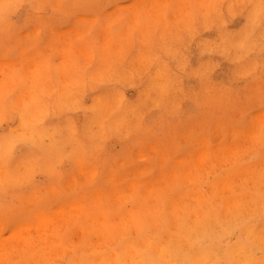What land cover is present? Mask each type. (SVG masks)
Instances as JSON below:
<instances>
[{"label":"rangeland","instance_id":"374dc122","mask_svg":"<svg viewBox=\"0 0 264 264\" xmlns=\"http://www.w3.org/2000/svg\"><path fill=\"white\" fill-rule=\"evenodd\" d=\"M3 1H4V4L6 2L7 3L5 5H3L2 4ZM3 1L0 0V18H1L0 19V28L1 29L5 28V30L0 29V61H1L0 62V68H1V70H0V75H1V77H0V79H1L0 80V157H1L0 158V167H2L4 170L5 169H7V170H5L3 177H0V229H1V227H3L1 230L2 233L0 232L1 233L0 239L4 238L3 240H7V239L9 240L12 237L14 230L18 229L22 224H24V222L25 223L29 222L31 224V222L34 221L33 219H35V217H33V216H35V214L38 212H47L48 211L47 213L50 214L51 212L59 209L60 207H66V208H67V206L69 207V205L73 202L72 200H74V202L77 201V203L79 202V204H80L85 200V198H86V201H84L81 205L85 206V204H87V203H88V205L85 206V209H86V211L84 213L85 215L84 214L77 215V217H76L74 214L75 212H73V216H72V212H70V215L66 214L67 215V218L65 217L66 219L64 217H62V218H64V219H62L59 217L57 218L55 216H52L53 218H55L53 220L54 222L57 219L58 220L62 219V221L59 220V222H61L59 224L57 223L58 221L55 222V224H57L56 226L54 225L56 228L53 226L51 228V224L54 223L53 221H52V223H50V225L48 224V228L50 227L51 230H53L55 228V230H53L55 233L53 231H52L53 232L52 233L51 230L49 231V229L46 227L47 224H45V227H46L45 231H41L43 233L38 232V230H36V229H34V231H32V229H27V230H23V231L19 232L20 236H29V244L28 243L27 244L26 243L25 244L19 243V245H20L19 249H18V247H16L17 245L16 246L14 245L13 247L10 246V249H8L9 248L8 247L7 249L9 251L8 250L6 251V253L8 252L6 255H5L4 251L1 253V256H0L1 262L3 264H40V263L41 264L42 263L43 264H60L61 261L63 262V264H84V263H86V264H117V263H119V264H130L129 262H131V264L132 263L133 264H143V263L147 264L148 262H145L144 261L145 258L143 257V255L147 254V255H145V257H146V260L149 261V264H153V263L154 264H170V263L171 264H193V262L196 258H199L200 260L197 259L196 260L197 263L195 262L194 264H199V262H201V258L204 259V260L202 259V261H204L206 264L208 262L210 264H212V263L213 264H222L223 262H225L223 264H235V263L238 264V261L236 262L238 254L235 253L232 255V252L233 253L235 252L234 249L236 248L237 245L238 246L243 245L244 247L252 250V253H251L250 250L248 249L249 250V252L247 254L248 256H245V258H247L246 259L247 261L245 260L247 263H249V264H264V259H263L264 258V248H259L258 245H252L253 240L252 241L250 240L252 238L251 234H253V233H259L262 236H264V223H263L264 222V219H263L264 218V201H262V199H264V188L262 187L264 184V181H263L264 180V177H263L264 176L263 175L264 174V170H263L264 169V166H263L264 165V163H263L264 162V97H263L264 96V92H263L264 91V36H263L264 35V0H261L262 2H260L258 0H250V1L249 0H191V1L190 0L189 1L188 0H175V1L171 0L170 2H169V0H167L166 2H165V0H163V1L162 0H8V1L3 0ZM172 1L174 3H172ZM158 2H160V3H158ZM147 3H148V5H147ZM151 3H152V5H151ZM187 3H188V5H187ZM7 4L9 6H7ZM141 4H142V6H141ZM144 4L146 5V7H144ZM164 4H165V6H164ZM169 4H170V6H168ZM183 5H184V7H183ZM12 6H13V8H12ZM49 6H51V7H49ZM148 7H150V9ZM202 8L205 9V11ZM35 9L37 11H35ZM39 9H40V11H38ZM159 10L162 13L158 12ZM217 10H218V12H217ZM3 11H4V13H3ZM7 12H9V13H7ZM204 12H206V13H204ZM221 12L223 14H221ZM224 13H225V15H224ZM103 14H105V15H103ZM144 14H146V15H144ZM36 15H38L40 17H37ZM183 15H184V17H183ZM189 15H191V17ZM245 16H247V17H245ZM145 17H147V18H145ZM176 17H178L177 19H180L181 21L177 20ZM251 17H255V18L257 17V18L255 20V18H251ZM143 19H145V20L143 21ZM174 19L176 22L174 21ZM170 20H172V21H170ZM190 20L191 21L194 20V21H192L190 23ZM39 21H40V23H39ZM168 21H169V23H168ZM95 22H97V23H95ZM160 22H161V24H160ZM165 22H166V24L164 25ZM10 23H11V25H9ZM176 23H177V25H176ZM2 24H4V25H2ZM255 24H258V25H255ZM105 25H106V27H105ZM4 26H6V27H4ZM7 26H9V28ZM103 26H104V28H103ZM194 26L197 28H195ZM153 27H155V28H153ZM182 27H184V28H182ZM207 27H209L210 29ZM6 28H8V29H6ZM133 28H135L136 30L135 29L133 30ZM165 29H166V32H164ZM207 29H209V30H207ZM88 31H90L89 34L87 33ZM151 33L154 36L156 34V36L154 37ZM251 33H254V34H251ZM33 35H35V36H33ZM99 37H101V38H99ZM18 39H19V42H18ZM32 39L34 41H32ZM41 39H42V41H41ZM68 39L70 42L68 41ZM72 39H73V41H72ZM165 40H166V42H164ZM249 40H251V41H249ZM34 42H36L37 45ZM176 42H178V43H176ZM188 42H189V44H188ZM15 43L18 44V46ZM149 44H151V45H149ZM3 45H5V46L3 47ZM31 45H33V48L30 47ZM90 45H91V47H90ZM13 46L16 48H14ZM150 46H152V47H150ZM66 47H68V48H66ZM69 48H70V50L71 49L74 50V53L72 50L70 53V51L68 50ZM8 49H10L11 52ZM16 49H17V51H16ZM64 49H66V50H64ZM90 49H91V51H90ZM210 49H212V50H210ZM138 50H141V51L139 52ZM5 51H6V53H4ZM257 51H259V52H257ZM41 52H42V54H41ZM210 52L212 55L210 54ZM217 52H220V53H217ZM221 52H223V53L225 52L226 54L225 53L223 54ZM10 53L12 55H9ZM16 53H17V55H16ZM65 53H68V54H65ZM93 53H94V56H93ZM140 53H142L143 55ZM70 54L74 57L76 56L75 57L76 60ZM95 54H96V59H95ZM245 54H246V58H245ZM87 55L88 56L90 55V57H91V59H89V61L87 59L90 57H88ZM200 56H202V57H200ZM121 58L124 61H122ZM236 58H238V59H236ZM70 60L73 63L71 65L69 64V63H71ZM142 60H144V61H142ZM85 61H87V62H85ZM90 61H91V64H90ZM146 61H148V62H146ZM164 61H166V62H164ZM88 62L90 65L87 64ZM254 62H255V64H254ZM24 63L28 67L25 68L26 65L24 66ZM142 63H144V66L146 64L145 68H144V66L142 67V65H143ZM247 63H248V65H247ZM18 64L20 65L19 67H18ZM15 65H17V66H15ZM59 65H61L62 68L64 66H66L64 68H66V71H68V72H66L65 69L64 70L61 69V67ZM67 65H69L70 67L69 66L67 67ZM166 65H169V66H166ZM218 65L220 66V68ZM236 65L238 67H236ZM243 65L245 67H243ZM58 66L60 67L61 71H65V73L58 71V70H60ZM164 66H166V67H164ZM15 67H17V68H15ZM141 67H142V69H141ZM179 67H180V69H179ZM69 68H70V70H69ZM17 69H18V71H17ZM47 69H49V70H47ZM83 69H84V71H83ZM254 69L256 71H254ZM242 70H245V71H242ZM13 71H16V73ZM100 71H102V72H100ZM125 71H128L129 73L125 72ZM19 72L22 74H19ZM240 73H242V74H240ZM25 74H27V76H24ZM66 74L69 76H67ZM90 74H92V75H90ZM130 74H131V77H130ZM237 74L239 76H237ZM16 75H17L18 79L16 78ZM135 75L137 77L139 76L138 79ZM6 76H8V77H6ZM66 76L69 78H67ZM4 77H6V78H4ZM63 77H64V79H65V77L67 78V80L69 79L70 82H69V80L65 81L66 79L62 80L61 78H63ZM70 77H71V79H70ZM92 77H94V78H92ZM126 77H127V79H126ZM140 77H142L143 79H141ZM2 78H3V80H7V81H3ZM9 78L13 80V83H12V80L10 81ZM30 78H33L34 80H32ZM116 78H117V82H116ZM121 78H123L125 80H123ZM76 79H78V80L75 81ZM85 79H87V80H85ZM89 79H90V81H89ZM92 79H96L99 82H96V80H92ZM119 79H121L120 82H119ZM204 79H206V80H204ZM18 80H20V81H18ZM24 80L25 81L27 80L26 82H27L28 86H27L26 82H24ZM104 80H105V82H104ZM114 80H115V82H113ZM168 80H169V82H168ZM32 81H34V83ZM63 81H65L66 83L68 82L70 85H68V83L65 84V82H63ZM139 81H141V82H139ZM60 83H63V86L65 88L63 86H61L62 84H60ZM59 84H60V87H59ZM72 84H74V85H72ZM132 84H133V86H132ZM256 84H258V85H256ZM69 86H73V87H69ZM128 86H130V87H128ZM54 87H56V89H55V91L52 92V90H54ZM68 88H69V90H68ZM26 89L29 91L27 92ZM162 89H163V91H162ZM257 89H259V90H257ZM117 90H118V93H117ZM66 91H67V93H66ZM83 91H84V93H83ZM259 91H260V94H259ZM60 92L63 93V97H62V95H60L61 94ZM71 92H73V93L71 94ZM119 92L120 93L122 92L121 93L122 95ZM251 92H254V93H251ZM256 92H257V94H255ZM94 93H96V94H94ZM142 93H144V94H142ZM40 94H42V95H40ZM118 94H120V95L118 96ZM12 95H13V97H12ZM69 95H70V97H72V100L70 99ZM79 95H81V97ZM123 95H125V96H123ZM162 95H166V96H162ZM251 95H253V96H251ZM6 96H7V98H6ZM92 96H94V97H92ZM96 96H98V97H96ZM99 96H100V98H99ZM132 96H134V97H132ZM255 96H257V97H255ZM58 97L60 100L58 99ZM115 97H120V98L116 99ZM124 97H126V98H124ZM162 97H163V99H162ZM49 98L51 100H49ZM52 98H55V100ZM8 99H9V102L11 104L8 102ZM16 99H18L19 101ZM97 100H98V102H97ZM120 100H121V102H120ZM156 100H157V102H156ZM17 101L20 104H21V101L24 103L26 102V103H25V105H23L24 103H22V105H23L22 106ZM29 101H31V103H27ZM52 101H54L55 104H53ZM57 101H58V103H57ZM60 101H61V104H60ZM70 101H72V102H70ZM253 101L255 104L252 103ZM118 102H120V103H118ZM232 102H234V103H232ZM260 102L263 103L262 104L263 106L261 105ZM6 103H7V106H5ZM143 103L145 106L143 105ZM28 104H29V106H26ZM35 104H37V105L39 104L37 107L41 108V109L39 110L35 106ZM64 104H65V107H64ZM66 104H67V106H66ZM202 104H203V106H201ZM42 105H43V107H41ZM45 105H47V106H45ZM97 105L100 108H97ZM101 105H103V106H101ZM116 105H120V106L118 107ZM140 105H141V107H140ZM231 105H234V106H231ZM58 106H59V108H58ZM110 106L113 108H110ZM151 106H153L154 109H153V107L151 108ZM227 106L229 109H227ZM5 107H6V109H5ZM66 107H67V109H66ZM72 107H74V108H72ZM134 107L139 108V109L137 110ZM33 108H36V109H33ZM44 108H47V109H44ZM101 108H102V110H101ZM259 108H260V110H257ZM28 109L30 110L32 115H29ZM64 109H65V111H64ZM97 109H99L100 111ZM133 109H134V111H133ZM32 110H33V113H32ZM36 110L40 113L36 112ZM60 110H61V112H59ZM107 110H108V112H107ZM109 110H110V112H109ZM179 110L181 112H179ZM213 110H214V112H213ZM233 110H235V111H233ZM41 111H43V112H41ZM97 111H99V112L97 113ZM104 111L106 114L104 113ZM176 111H177V113H176ZM210 111H211V113H210ZM221 111H223V112H221ZM250 111H252L253 113ZM35 112H36V115H35ZM111 112H114V113L111 114ZM131 112H133V113H131ZM219 112H220V114H218ZM10 113H13V115ZM47 113H49V114H47ZM134 113H135V116H132V115H134ZM42 114H44V115H42ZM54 114H55V116H54ZM94 114H96V115H94ZM20 115H21V117H20ZM105 115H106V117H105ZM243 115H244V117L242 119L241 116H243ZM31 116H33V118L35 117L36 119H33ZM47 116H48V118H47ZM66 116H68V117H66ZM95 116H96V118H95ZM141 116L142 117L144 116V119ZM211 116H213L212 119H211ZM154 117L157 119V121H155L156 119ZM29 118H30V120L32 119V121L26 122L29 120ZM99 118H102V119L99 120ZM106 118L108 119V121ZM124 118H125V121H123ZM206 118H207V120H206ZM232 118H233V120H232ZM24 119H26V121ZM93 119L95 122L93 121ZM111 119H113V120H111ZM115 119H117V120H115ZM121 119H123L122 122H124V124L121 123ZM213 119H214V121H213ZM238 119H239V121H238ZM249 119L251 121H249ZM257 119L259 120V122ZM39 120H41V121L39 122ZM70 120H71V122H70ZM168 120L169 121L171 120V121L168 122ZM242 120H243V124H242ZM34 121L37 124L34 123ZM117 121L119 124H117ZM220 121H222V122L220 123ZM256 122H258L259 124H257ZM20 123H21V126L23 125L26 128L23 127L24 128L23 129L20 126ZM33 123L36 125H34ZM43 123H45V124H43ZM111 123H112V125H111ZM125 123H127V125ZM102 124H104V126ZM221 124L222 125L224 124L225 126L224 125L223 126L226 129L224 127H221L222 126ZM115 125H117V126H115ZM136 125L138 126L137 129L135 128V127H137ZM126 126L129 128H127ZM217 126L218 127L220 126L221 128L219 127V129L216 130L214 127L218 128ZM20 127H21V129H20ZM61 127H63V128H61ZM66 127H67V129H66ZM101 127H102V129H104L103 131L100 130ZM255 127L257 128V130H255ZM11 128H13V129H11ZM14 128H17L18 131L16 132V129L14 130ZM139 128H141V129H139ZM96 129H99V130H96ZM123 129H124V131H123ZM125 129L127 132L125 131ZM175 129H176V131H175ZM258 129H259V131H258ZM51 130H52V132H50ZM150 130L152 132H150ZM238 130H240L241 133ZM33 131L36 132V133L34 132L35 136L33 135ZM53 131H54V133H53ZM173 131H174V134H171V132L173 133ZM196 131H198V132H196ZM252 131H255V132L253 133ZM43 132H45V133H43ZM47 132H48V134H46ZM94 132H95V134H94ZM128 132H129V135H128ZM135 132H137V133H135ZM191 132H193V133L191 134ZM26 133H28V134L26 135ZM217 133H218V135H217ZM220 133H222V134L220 135ZM58 134H60V135H58ZM232 134L234 137L232 136ZM237 134L238 135L240 134V135L238 136ZM246 134H249V137L245 136ZM36 135L37 136L40 135V136L37 138ZM146 135H147V138H146ZM204 135H206V136H204ZM251 135H253V137ZM62 137H64V138L61 140L60 138H62ZM167 137H169V138H167ZM218 137H219V139H218ZM247 137L251 140V142H254L255 146L252 145L253 143L250 144L251 142L249 139H247ZM42 138H43V140H41ZM124 138L127 139L126 140L127 142L125 141ZM50 139H52V140L50 141ZM122 139L124 140V142ZM160 139H161V141H160ZM183 139H184V142H183ZM187 139H188L189 143H188V141L185 142V140H187ZM246 139L249 141L247 142ZM158 140H159V142H158ZM143 142L145 143V145H143L144 144ZM174 142H175V144H174ZM244 142H247V144L245 143L246 144L245 145ZM2 143H3V145H2ZM214 143H216V145H214ZM135 144H137L138 146ZM159 144L161 147L158 146ZM241 144H242V146L245 145V147L244 146L243 147L248 148V149H244L241 146ZM248 144L252 145L253 147L252 146L250 147ZM164 145H166V146H164ZM235 145H236V148L241 146L240 148L241 149L243 148L244 150H241V149L239 150V148H237V149L235 148L236 149L235 150L234 149ZM207 146L209 148H206ZM194 147L195 148L197 147V149H195ZM137 148H139V150ZM163 148H165V149L163 150ZM160 149H162V150L160 151ZM230 149L232 150L231 151L233 153L232 155L231 154L228 155L229 154L228 151H230ZM104 150H105V152H104ZM152 150L155 152H152ZM208 150H210V151H208ZM216 150L218 153L215 152ZM245 150H246V152H245ZM248 150H251V151L249 152ZM122 151H125V154H127L128 158L127 157L123 158L126 155ZM164 151H165V153H163ZM243 151L245 152V154ZM136 152H138V154H136ZM261 152H262V154H261ZM139 153H141L140 159H137L138 158L137 155H139ZM236 153H237V156H236ZM120 154H121V156H120ZM163 154L166 157L168 156L169 159L167 160V158L165 159V157L159 158V157H161V155L163 156ZM201 154H203L202 157H201ZM26 155H27V157H26ZM211 155H212V157L213 156L214 157L212 158ZM227 155L229 156V159H228ZM261 155H262V157H261ZM96 156H98V158H96ZM141 156H142V158H141ZM148 156H150V159ZM34 157H35V159H34ZM37 157H39L41 159H39ZM115 157H117V158H115ZM197 157H199V158L201 157L202 160L201 159L197 160V159H199ZM178 158H179V161H178ZM26 159L27 160L29 159V160L27 161ZM99 159H100V161H99ZM164 159H165V161H164ZM23 160H24V162H21ZM45 160L49 161V162H46ZM187 160H189L188 161L189 163H187ZM212 160H215V161L213 162ZM220 160L222 163L220 162ZM11 161H13V162L11 163ZM44 161H45V163H47L45 165L47 167H45V168H44V164H45ZM91 161L92 162L94 161L95 164H93ZM167 161H168V163H167ZM229 161H231V162H229ZM28 162H29V164H28ZM104 162H107V163H104ZM120 162H122V163H120ZM192 162H195V163H192ZM3 163H4V165H3ZM15 163H16V165H15ZM19 163L20 164L22 163V165H20ZM39 163H41V164L37 165ZM218 163H219V165H218ZM26 164H27V166H26ZM145 164L148 166H143ZM161 164L163 167L160 166ZM237 164H239V165H237ZM241 164H242V166H241ZM261 164H262V166H261ZM18 165H20L21 168L24 166L23 169H21ZM121 165H124V166L121 167ZM105 166H107V167H105ZM165 166H167V167H165ZM168 166L169 167L171 166L169 168L170 170L168 169ZM85 167H86V170H85ZM102 167H104V168H102ZM150 167H151V169H150ZM237 167H239V169ZM253 167H255V169L257 170L256 176L253 175V173H255L254 171H256V170H254ZM105 168H106V171H104ZM145 168H146V170H145ZM17 169H18V171H16ZM82 169H84V170H82ZM142 169L145 171H143ZM252 169H253V172H252ZM70 170H73V171H70ZM76 170L78 173L76 172ZM110 170H111V172H110ZM115 170H117V171H115ZM160 170L162 173L159 172ZM80 171H82L83 173H81ZM100 171H101V173H100ZM137 171H140V172H138V174H137ZM142 171L145 173H143ZM182 171H183V173H182ZM185 172H186V174H184ZM258 172H260L261 174H259ZM87 174L90 176H88ZM127 174H129V175H127ZM180 174H181V177H180ZM183 174L185 175L186 179H185ZM246 174L247 175L252 174V175H249V177H248L249 180L251 179L252 176L254 177V178L252 177V180H250V181H252L251 183H250V181L248 182V178H246L247 177ZM77 175L79 176V178ZM126 175H127V177H125ZM141 175H142V177H141ZM165 175L167 176V179H166ZM171 175H172V177L170 179H172L173 176H175V177H174V179L169 180L168 177H170ZM73 176H74V180H76L75 182L73 180ZM82 176H84L85 178ZM176 176H178V177H176ZM221 176L222 177L224 176V177L222 178ZM261 176H262V178H261ZM81 177L83 179H80ZM131 177L134 179H132ZM241 177L242 178L245 177L246 179L245 178L240 179ZM122 178H124V179H122ZM125 178H126V181L128 179H130V180H128L126 182V181H124ZM139 178H140V180H139ZM176 178H178V179H176ZM68 179H70L71 181ZM230 179H231V181H230ZM72 180H73V182H72ZM151 180H152V182H151ZM122 181H124V183H122ZM149 181L152 184L148 185V183H150ZM157 182H160L161 185H160V183H158V185H156ZM221 182L223 184H221ZM224 182H225V184H227L228 187L231 186V183H232V186L235 187L234 193H232L233 188H230L228 191L227 186L224 184ZM113 183L114 184L118 183V187L116 189H115V186H117V185L115 184V186L113 187ZM120 183H122V185H120ZM135 183H137V186ZM233 183H235V184H233ZM248 183L252 189L249 187ZM65 184H67V185H65ZM133 184H135V185H133ZM236 184H237V186H235ZM257 184H259L258 185L259 187L257 186ZM260 184H261V186H260ZM119 185H120V188H119ZM155 185H156V187H155ZM253 185H255V187L256 186L257 187L255 188ZM46 186H48V187H46ZM51 186H52V188H51ZM134 186H136V187H134ZM110 187H111V189H110ZM125 187H126V191L131 189L130 191H128L129 194H126L128 198L130 197V199H128L127 197L124 198L125 197L124 194H122L120 197L118 196L120 199L118 197H116L115 195L125 192ZM132 187H133V189L135 188L134 189L135 192H131L133 190ZM220 187H222V188L224 187L227 190L224 188L222 189ZM260 187H262V188H260ZM98 188H99V190L95 191V189H98ZM100 188H102V189H100ZM141 188H143V189H141ZM153 188H154V191H153ZM186 188H187V190H186ZM191 188L195 190V192L197 193L196 195H194L195 192H194V190H191ZM237 188H238V190H237ZM254 188L255 189L258 188L257 191H255ZM67 189H68V191H67ZM108 189H110L112 192L110 190L107 191ZM145 189H148L147 191L150 194L148 192L146 193ZM92 190L94 191V193H96V194H94L96 196L93 195ZM117 190H119V192H116V194L111 195L114 193V191H117ZM121 190H123V191L121 192ZM189 190H191V191H189ZM239 190L240 191L242 190L241 193ZM187 191H188V193H186ZM128 192H125V193H128ZM253 192H254L255 196L252 197ZM2 193H3V196H1ZM97 193H98V195H97ZM131 193L134 194L135 198H133V196H131ZM246 193L249 195L251 194L250 195L251 199H250L249 195H247ZM142 194H143V196H142ZM148 194L150 195V197ZM100 195H103L102 197H104L105 200H104V198H103V200H101L100 198H102V197H98ZM151 195H152V197H151ZM182 195H183V198H182ZM192 195H193V199L190 198V196L192 197ZM219 195H221V196H219ZM11 196H12V198H11ZM114 196H115V198H118V199L114 198L116 205L118 203V201H116V200H119L118 204L120 205L121 204L120 201H122L121 199L124 198V201L122 202L120 207L115 206L114 205L115 202L110 200V199H113ZM93 197H95V198H93ZM153 197H154V199H153ZM179 197H180V200L177 201L176 198L178 199ZM236 197H238V198H236ZM255 197H256V199H255ZM96 198H97V200H96ZM138 198H141V199H138ZM181 198L184 199L183 200L184 202L182 201ZM189 198L191 201H189ZM245 198H247V199H245ZM93 199L96 201H98V199H100V200L97 202L98 204L96 203V205H95V204H93V202L95 203L96 201H94ZM146 200L148 201V203ZM167 200H169L170 204H172V203L175 204V205H173V204L171 205L172 209L167 208L170 206L169 202ZM230 200H231V202H230ZM101 201L104 203H102ZM149 201L154 205V208L151 207L152 204L149 203ZM173 201H175V202H173ZM233 201H234V203H236L235 206H234ZM99 202H101L102 204H100ZM137 202H139V204H137ZM144 202H146V203H144ZM178 202H179V204H178ZM257 202H258V204H257ZM67 203H70V204L68 205ZM107 203H108V205H106ZM143 203H144V206H141ZM225 203H227V204H225ZM242 203L243 204L245 203L244 204V206H246L245 208H244V206H242ZM58 204H60V205H58ZM259 204H260V206H258ZM7 205L9 206V208ZM138 205L141 206V208ZM94 206H97V207H94ZM98 206H101V207L99 208ZM108 206H110L111 208ZM114 206L117 210L114 208ZM240 206H242V207H240ZM131 207H134L133 209H135V210L131 209ZM137 207H139L140 211L139 210L136 211L138 209ZM149 207H150V209H149ZM155 207H156V209H155ZM174 207H175V209H174ZM233 207H234V210H233ZM238 207H239V210L237 209ZM89 208H91V210ZM145 208L146 209L148 208V211L150 213L148 211H146ZM96 209L98 210V212L100 214L96 212L97 211ZM108 210H109V212H108ZM173 210H176V211H173ZM240 210H243L245 214L243 213V211H240ZM69 211H67V212L69 213ZM115 211H117V212H115ZM133 211H134V213L135 212L137 213L136 216H134V217L132 216L133 218L136 219V221L139 220L136 218V217H138V214H139L138 212H140L142 215L141 217L139 215L140 221H143V219H144L142 224H140V227L142 228V230L138 226L139 221H138V223L135 222L137 226L135 225V223L131 224L133 219H132V221L129 220L130 223H127V222H129L128 218L131 216ZM143 211H145V212H143ZM107 212L109 214H107ZM147 212H148V214L146 215L145 213H147ZM156 212H157V214H156ZM158 212L160 214H158ZM170 212H171V215L173 213H174V215L171 216ZM188 212H191V213L189 214ZM196 212H198V213H196ZM251 213H252V215H251ZM111 214H113V216H111ZM123 214H124V216H122ZM104 215H105V223L107 222L106 225L104 223L103 224L101 223V220L103 219L102 216L104 217ZM108 215H109V218L107 217ZM148 215H149V217H147ZM189 215H191V216H189ZM125 216L126 217L128 216V217L126 218ZM150 216L154 217L155 220L152 219V217L150 218ZM73 217H75V218H73ZM88 217L89 218L92 217L93 219L91 218L89 221L87 219ZM96 217L98 218V220H96L97 219ZM132 217H130V218H132ZM172 217L174 218V219H172L173 221L171 220ZM189 217H191V218H189ZM122 218H126L127 222L123 221ZM149 218L151 221L154 220V222H152V225H151V221L149 220ZM256 218L258 220H256ZM109 219H110V221H109ZM116 219L119 221L118 223H117ZM126 219H124V220H126ZM260 219L262 220V222ZM158 220H160V222ZM97 221H98V223H101L103 226L105 225V227H107V226L109 227V225L112 221H114V222L116 221L117 225L119 226L118 227L119 229H116L117 227H115V229H114V227H113V229L116 230V234L118 233L117 234L118 236L114 233L116 235L115 236L116 239L114 238L115 240H117L116 243H115V240L112 238V237H114V235L113 236H112V234L109 235L110 233H108V231H107V229L111 228L110 232L111 233L114 232V230L112 229V226H111L112 224L110 225L109 228L108 227H107V229L105 228L106 231H105V229L103 231V229L100 230L102 226L97 224ZM108 221L110 223H108ZM158 222H159V224L157 225ZM248 222L250 225H252V223H253L254 226H250V225L248 226L247 225ZM80 223H82V226L84 225L82 227V229H80L81 227L79 228V226H81ZM123 223L127 226V228L126 227L125 228L128 230L129 233L127 231H125L126 229L120 231V229L124 228ZM129 224H131V227H129L130 226ZM146 224H149V225H146ZM98 225L100 226V228ZM117 225H115V226H117ZM133 225H135L134 227L136 228L137 231H133V229H132L133 232H130V230L128 228H132ZM245 225H247L248 227L246 228ZM63 226L65 227L64 229H63ZM144 226H146V227H144ZM228 226H230V228ZM260 226L263 229L260 228ZM68 227H70V228L68 229ZM87 227H88V230H87ZM155 227L158 230H156ZM84 228H85V230H83ZM165 228H167V229H165ZM171 228L173 229L174 232L171 231L172 230ZM244 228H246V229H244ZM43 229L44 228H42V230ZM96 229L100 230V232H97V234L95 231H98V230H96ZM152 229H154L153 231L155 232L156 235H154V232L152 231ZM232 229H233V231H231ZM12 230H13V232H11ZM29 230H31V231H29ZM24 231L26 233H24ZM46 231L48 234L46 233ZM84 231H85V233L88 232L87 236H85L86 235L85 233L82 235V232H84ZM138 231H139V234L137 235ZM163 231H165V232H163ZM167 231L169 233H172V234H169ZM188 231H189V233H188ZM248 231L253 232V233L249 234ZM30 232H31V234H30ZM91 232H92V234H91ZM94 232H95V234H94ZM105 232H106V235L108 234V236L111 237L112 239H108V237L106 235H104ZM123 232H126L128 234L125 235V233H123ZM39 233L43 235L42 236L43 238L42 239L34 238V237H36V235L38 237ZM119 233H121L122 236L123 235H125V236H123V238H122V236L119 237ZM132 233H134L136 235H133ZM149 233L150 234L152 233V235H150ZM3 234H4V236H2ZM67 234L69 235V237H73V239L69 238ZM98 234H99V236H98ZM101 234H102V236H106V237L103 238L102 236H100ZM241 234L242 235L244 234V237L241 236ZM79 235H80V237H79ZM143 235H145V236H143ZM137 236H138V238H137ZM152 236H154V238ZM166 236H168V238ZM169 236H171V237H169ZM247 236H248V238H246ZM101 237L103 238V240L106 239L105 241L107 243L110 240V242L108 243L109 245L107 243H105V241H104L103 242L104 245L102 246L103 243H100L102 240ZM117 237H118V239H117ZM242 237H243V239H242ZM90 238H91V240H90ZM119 238H121V239H119ZM146 238H149L148 241L149 242L152 241V242L147 244L148 241H146L147 240ZM76 239H78V240H76ZM94 239H96V240H94ZM171 239H173L174 241H172ZM49 240H51V241H49ZM125 240H127V241H125ZM130 240H131V242H130ZM165 240L168 241V242H166L167 244L165 243ZM87 241H88V244H87ZM142 241H143V243H142ZM240 241H241V243H240ZM91 242L93 245H91ZM111 242L114 244L111 245ZM237 242H238V244H237ZM95 243H98V244H96V246H95ZM122 243H123V245L125 243V245H127V246L123 247ZM162 243H165V244L163 245ZM129 244L134 245L137 248L134 246L130 247ZM141 244H145V245L139 246ZM160 244L162 245V247L160 246ZM216 245H217V247H216ZM58 246H59V249L57 251V249H55V248H58ZM60 246H61V248H65L66 251L69 250V254H68V252L66 253L65 249L63 252V249H61ZM145 246L147 249V253L145 251L146 249L144 248ZM148 246L151 248H149ZM155 246L160 247V248L156 249ZM170 246H172V248H170ZM89 247H90V249H89ZM129 247L132 248L133 253H131V250ZM163 247L166 249H164ZM254 247H256V248H254ZM48 248H49V251H48ZM122 248L124 249V251ZM116 249L119 251L121 250L120 251L121 253H119V251L118 252L115 251ZM158 249L160 250V252L157 253V251H159ZM162 249H164L168 253V258H166V257L165 258L170 263L167 262V260L162 257V255H161ZM172 249H173V251H172ZM225 249L228 251H225ZM229 249H231V250H229ZM10 250H12V251H10ZM53 250H54V252H53ZM88 250H90V251H88ZM110 250H111V252L108 253L107 251H110ZM113 250H114V252H113ZM142 250H144V251H142ZM56 251L58 254L56 253ZM34 252H35L36 258L34 256ZM79 252H81V253H79ZM100 252H101V254H100ZM122 252H124V253H122ZM140 252H141L140 256H142V258L139 255H137V256L135 255L137 253L140 254ZM199 252H201L202 254L200 255ZM51 253H52V256H51ZM61 253H63V254L60 255ZM83 253L85 255H83ZM117 253H119V255ZM127 253H129V254H128V256L127 255L126 256L128 258H129V256H131L130 259L132 261L129 260L128 258H127L128 260L125 259L126 256L124 254H127ZM159 253L161 255L160 256L161 258H159ZM120 254H122V256ZM131 254H133V255H131ZM193 254H195V255L193 256ZM111 255L115 256L116 258L111 256ZM235 255H236V257H235ZM99 256H102V258H99ZM103 256H105L106 258L109 257L110 259L109 258L106 259ZM123 256L125 258H123ZM147 256H150V257H147ZM73 257H74V259H73ZM79 257H80V259H78ZM88 257L91 259H89ZM93 257H94V260H93ZM134 257H135V261H134ZM136 257H137V259H140V261L137 260ZM39 258L40 259L43 258V259L40 260ZM147 258H149V259H147ZM172 258L175 260V262H173V263H172V261H174V260ZM211 258H213V259H211ZM227 258L229 259V262H228ZM257 258H259V259H257ZM10 259H12V260H10ZM86 259H88V260H86ZM160 259H162V261ZM163 259H165L164 260L165 262L163 261ZM220 259L222 261H220ZM233 259H235V260H233ZM35 260H36V262H34ZM48 260H50V261H48ZM54 260L56 262H54ZM90 260L94 261V262H91ZM177 260H179L180 262L178 263ZM232 260H233V262H232ZM238 260H239V257H238ZM73 261L74 262L76 261V262L73 263ZM87 261H88V263H87ZM115 261H116V263H115ZM260 262H262V263H260Z\"/></svg>","mask_w":264,"mask_h":264},{"label":"bare ground","instance_id":"6f19581e","mask_svg":"<svg viewBox=\"0 0 264 264\" xmlns=\"http://www.w3.org/2000/svg\"><path fill=\"white\" fill-rule=\"evenodd\" d=\"M2 1H3V0H2ZM7 1H8V0H7ZM162 1H163V0H162ZM166 1H167V0H165V2H166ZM170 1H171V0H169V2H170ZM174 1H175V0H174ZM188 1H189V0H188ZM190 1H191V0H190ZM249 1H250V0H249ZM258 1L262 2L261 0H258ZM5 2H6V1H5ZM1 3H2V2H1ZM6 3H7V2H6ZM6 3H5V4H6ZM50 3H51V2H50ZM158 3H160V2H158ZM172 3H174V2L172 1ZM2 4L5 5V4H4V1H3ZM19 4H20V3H19ZM156 4H157V3H156ZM167 4H168V3H167ZM170 4H171V3H170ZM170 4H169L168 6H170ZM147 5H148V3H147ZM151 5H152V3H151ZM162 5H163V4H162ZM181 5H182V4H181ZM187 5H188V3H187ZM216 5H217V4H216ZM7 6H9V5L7 4ZM45 6H46V5H45ZM47 6H48V5H47ZM141 6H142V4H141ZM160 6H161V5H160ZM164 6H165V4H164ZM164 6H163V7H164ZM21 7H22V6H21ZM39 7H40V6H39ZM43 7H44V6H43ZM49 7H51V6H49ZM49 7H48V8H49ZM144 7H146L145 4H144ZM183 7H184V5H183ZM217 7H218V6H217ZM12 8H13V6H12ZM113 8H114V7H113ZM148 8L150 9V7H148ZM187 8H188V7H187ZM187 8H186V9H187ZM218 8H219V7H218ZM59 9H60V8H59ZM161 9H162V8H161ZM202 9H203V8H202ZM243 9H244V8H243ZM245 9H246V8H245ZM4 10H5V9H4ZM10 10H11V9H10ZM45 10H46V9H45ZM166 10H167V9H166ZM166 10H165V11H166ZM180 10H181V9H180ZM187 10H188V9H187ZM196 10H197V9H196ZM203 10L205 11V9H203ZM11 11H12V10H11ZM35 11H37V10L35 9ZM38 11H40V9H39ZM42 11H43V10H42ZM150 11H151V10H150ZM163 11H164V10H163ZM176 11H177V10H176ZM189 11H190V10H189ZM209 11H210V10H209ZM212 11H213V10H212ZM215 11H216V10H215ZM242 11H243V10H242ZM15 12H16V11H15ZM158 12H160V10H159ZM174 12H175V11H174ZM193 12H194V11H193ZM217 12H218V10H217ZM3 13H4V11H3ZM7 13H9V12H7ZM147 13H148V12H147ZM160 13H162V12H160ZM167 13H168V12H167ZM175 13H176V12H175ZM188 13H189V12H188ZM204 13H206V12H204ZM212 13H213V12H212ZM1 14H2V13H1ZM148 14H149V13H148ZM152 14H153V13H152ZM164 14H165V13H164ZM176 14H177V13H176ZM192 14H193V13H192ZM210 14H211V13H210ZM221 14H223V13L221 12ZM8 15H9V14H8ZM74 15H75V14H74ZM103 15H105V14H103ZM116 15H117V14H116ZM144 15H146V14H144ZM165 15H166V14H165ZM170 15H171V14H170ZM170 15H169V16H170ZM172 15H173V14H172ZM174 15H175V14H174ZM212 15H213V14H212ZM224 15H225V13H224ZM254 15H255V14H254ZM36 16H37V17H40V16H38V15H36ZM189 16L191 17V15H189ZM7 17H8V16H7ZM106 17H107V16H106ZM183 17H184V15H183ZM190 17H189V18H190ZM192 17H193V16H192ZM234 17H235V16H234ZM245 17H247V16H245ZM96 18H97V17H96ZM145 18H147V17H145ZM165 18H166V17H165ZM177 18H178V17H176V19H177ZM193 18H194V17H193ZM251 18H255V17H251ZM256 18H257V17H256ZM256 18H255V20H256ZM0 19H1V18H0ZM97 19H98V18H97ZM153 19H154V18H153ZM90 20H91V19H90ZM144 20H145V19H143V21H144ZM172 20H173V19H172ZM172 20H170V21H172ZM177 20H180V19H177ZM188 20H189V19H188ZM1 21H2V20H1ZM72 21H73V20H72ZM174 21H175V19H174ZM180 21H181V20H180ZM185 21H186V20H185ZM185 21H184V22H185ZM192 21H194V20H192ZM192 21L190 20V23H191ZM198 21H199V20H198ZM70 22H71V21H70ZM111 22H112V21H111ZM157 22H158V21H157ZM175 22H176V21H175ZM175 22H174V23H175ZM178 22H179V21H178ZM200 22H201V21H200ZM204 22H205V21H204ZM204 22H203V23H204ZM211 22H212V21H211ZM248 22H249V21H248ZM253 22H254V21H253ZM39 23H40V21H39ZM42 23H43V22H42ZM95 23H97V22H95ZM113 23H114V22H113ZM115 23H116V22H115ZM150 23H151V22H150ZM150 23H149V24H150ZM168 23H169V21H168ZM172 23H173V22H172ZM205 23H206V22H205ZM213 23H214V22H213ZM213 23H212V24H213ZM6 24H7V23H6ZM55 24H56V23H55ZM91 24H92V23H91ZM160 24H161V22H160ZM165 24H166V22L164 23V25H165ZM215 24H216V23H215ZM251 24H252V23H251ZM2 25H4V24H2ZM9 25H11V23H10ZM150 25H151V24H150ZM164 25H163V26H164ZM173 25H174V24H173ZM176 25H177V23H176ZM178 25H179V24H178ZM191 25H192V24H191ZM222 25H223V24H222ZM243 25H244V24H243ZM255 25H258V24H255ZM158 26H159V25H158ZM218 26H219V25H218ZM239 26H240V25H239ZM261 26H262V25H261ZM4 27H6V26H4ZM7 27L9 28V26H7ZM43 27H44V26H43ZM82 27H83V26H82ZM82 27H81V28H82ZM105 27H106V25H105ZM165 27H166V26H165ZM188 27H189V26H188ZM194 27H195V26H194ZM256 27H257V26H256ZM258 27H259V26H258ZM8 28H6V29H8ZM10 28H11V27H10ZM45 28H46V27H45ZM78 28H79V27H78ZM103 28H104V26H103ZM153 28H155V27H153ZM167 28H168V27H167ZM182 28H184V27H182ZM195 28H197V27H195ZM207 28H209V27H207ZM253 28H254V27H253ZM0 29H1V28H0ZM2 29L5 30V28H2ZM2 29H1V30H2ZM134 29H135V28H133V30H134ZM148 29H149V28H148ZM192 29H193V28H192ZM209 29H210V28H209ZM209 29H207V30H209ZM233 29H234V28H233ZM39 30H40V29H39ZM92 30H93V29H92ZM135 30H136V29H135ZM193 30H194V29H193ZM246 30H247V29H246ZM195 31H196V30H195ZM89 32H90V31H88L87 33L89 34ZM132 32H133V31H132ZM155 32H156V31H155ZM164 32H166V29L164 30ZM209 32H210V31H209ZM252 32H253V31H252ZM254 32H255V31H254ZM38 33H39V32H38ZM40 33H41V32H40ZM149 33H150V32H149ZM153 33H154V32H153ZM198 33H199V32H198ZM249 33H250V32H249ZM258 33H259V32H258ZM26 34H27V33H26ZM90 34H91V33H90ZM134 34H135V33H134ZM151 34H152V33H151ZM188 34H189V33H188ZM199 34H200V33H199ZM246 34H247V33H246ZM251 34H254V33H251ZM251 34H250V35H251ZM262 34H263V33H262ZM149 35H150V34H149ZM149 35H148V36H149ZM152 35H153V34H152ZM166 35H167V34H166ZM191 35H192V34H191ZM227 35H228V34H227ZM258 35H259V34H258ZM12 36H13V35H12ZM33 36H35V35H33ZM103 36H104V35H103ZM153 36H154V35H153ZM155 36H156V34H155ZM155 36H154V37H155ZM195 36H196V35H195ZM263 36H264V35H263ZM263 36H262V37H263ZM77 37H78V36H77ZM115 37H116V36H115ZM131 37H132V36H131ZM196 37H197V36H196ZM229 37H230V36H229ZM229 37H228V38H229ZM253 37H254V36H253ZM256 37H257V36H256ZM260 37H261V36H260ZM2 38H3V37H2ZM27 38H28V37H27ZM52 38H53V37H52ZM73 38H74V37H73ZM85 38H86V37H85ZM99 38H101V37H99ZM171 38H172V37H171ZM226 38H227V37H226ZM3 39H4V38H3ZM30 39H31V38H30ZM33 39H34V38H33ZM33 39H32V41H34ZM74 39H75V38H74ZM161 39H162V38H161ZM178 39H179V38H178ZM257 39H258V38H257ZM259 39H260V38H259ZM261 39H262V38H261ZM97 40H98V39H97ZM121 40H122V39H121ZM121 40H120V41H121ZM124 40H125V39H124ZM152 40H153V39H152ZM162 40H163V39H162ZM191 40H192V39H191ZM216 40H217V39H216ZM223 40H224V39H223ZM29 41H30V40H29ZM41 41H42V39H41ZM66 41H67V40H66ZM68 41H69V39H68ZM72 41H73V39H72ZM154 41H155V40H154ZM249 41H251V40H249ZM12 42H13V41H12ZM18 42H19V39H18ZM69 42H70V41H69ZM69 42H68V43H69ZM159 42H160V41H159ZM164 42H166V40H165ZM168 42H169V41H168ZM171 42H172V41H171ZM189 42H190V41H189ZM189 42H188V44H189ZM247 42H248V41H247ZM247 42H246V43H247ZM30 43H31V42H30ZM34 43H36V42H34ZM89 43H90V42H89ZM122 43H123V42H122ZM176 43H178V42H176ZM242 43H243V42H242ZM246 43H245V44H246ZM15 44H16V43H15ZM15 44H14V45H15ZM31 44H32V43H31ZM125 44H126V43H125ZM229 44H230V43H229ZM245 44H244V45H245ZM247 44H248V43H247ZM16 45L18 46V44H16ZM23 45H24V44H23ZM33 45H34V44H33ZM33 45H31L30 47L33 48ZM36 45H37V43H36ZM94 45H95V44H94ZM123 45H124V44H123ZM132 45H133V44H132ZM134 45H135V44H134ZM149 45H151V44H149ZM4 46H5V45H3V47H4ZM87 46H88V45H87ZM92 46H93V45H92ZM95 46H96V45H95ZM130 46H131V45H130ZM153 46H154V45H153ZM162 46H163V45H162ZM173 46H174V45H173ZM248 46H249V45H248ZM255 46H256V45H255ZM13 47H14V46H13ZM28 47H29V46H28ZM30 47H29V48H30ZM90 47H91V45H90ZM93 47H94V46H93ZM124 47H125V46H124ZM144 47H145V46H144ZM150 47H152V46H150ZM168 47H169V46H168ZM232 47H233V46H232ZM14 48H16V47H14ZM14 48H13V49H14ZM26 48H27V47H26ZM61 48H62V47H61ZM66 48H68V47H66ZM177 48H178V47H177ZM6 49H7V48H6ZM18 49H19V48H18ZM21 49H22V48H21ZM24 49H25V48H24ZM27 49H28V48H27ZM91 49H92V48H91ZM91 49H90V51H91ZM125 49H126V48H125ZM130 49H131V48H130ZM8 50H10V49H8ZM14 50H15V49H14ZM55 50H56V49H55ZM64 50H66V49H64ZM68 50H69L70 53H71V50H72V49L70 50V48H69ZM96 50H97V49H96ZM99 50H100V49H99ZM128 50H129V49H128ZM145 50H146V49H145ZM210 50H212V49H210ZM215 50H216V49H215ZM252 50H253V49H252ZM16 51H17V49H16ZM61 51H62V50H61ZM69 51H68V52H69ZM72 51H73V53H74V50H72ZM92 51H93V50H92ZM138 51L140 52L141 50H138ZM146 51H147V50H146ZM170 51H171V50H170ZM186 51H187V50H186ZM203 51H204V50H203ZM254 51H255V50H254ZM10 52H11V50H10ZM25 52H26V51H25ZM96 52H97V51H96ZM164 52H165V51H164ZM214 52H215V51H214ZM234 52H235V51H234ZM249 52H250V51H249ZM251 52H252V51H251ZM255 52H256V51H255ZM257 52H259V51H257ZM4 53H6V51H5ZM21 53H22V52H21ZM180 53H181V52H180ZM186 53H187V52H186ZM202 53H203V52H202ZM217 53H220V52H217ZM217 53H216V54H217ZM221 53H223V52H221ZM224 53H225V52H224ZM224 53H223V54H224ZM246 53H247V52H246ZM41 54H42V52H41ZM65 54H68V53H65ZM138 54H139V53H138ZM140 54H142V53H140ZM156 54H157V53H156ZM166 54H167V53H166ZM210 54H211V52H210ZM210 54H209V55H210ZM225 54H226V53H225ZM240 54H241V53H240ZM242 54H243V53H242ZM248 54H249V53H248ZM9 55H12V54L10 53ZM16 55H17V53H16ZM23 55H24V54H23ZM70 55H71V54H70ZM73 55H74V54H73ZM142 55H143V54H142ZM205 55H206V54H205ZM211 55H212V54H211ZM218 55H219V54H218ZM3 56H4V55H3ZM67 56H68V55H67ZM71 56H72V55H71ZM71 56H70V57H71ZM87 56H88V55H87ZM93 56H94V53H93ZM93 56H92V57H93ZM221 56H222V55H221ZM238 56H239V55H238ZM72 57L75 59L76 56H75V57L72 56ZM72 57H71V58H72ZM88 57H90V55H89ZM128 57H129V56H128ZM147 57H148V56H147ZM200 57H202V56H200ZM213 57H214V56H213ZM223 57H224V56H223ZM49 58H50V57H49ZM68 58H69V57H68ZM79 58H80V57H79ZM123 58H124V57H123ZM125 58H126V57H125ZM176 58H177V57H176ZM182 58H183V57H182ZM190 58H191V57H190ZM232 58H233V57H232ZM238 58H239V57H238ZM238 58H236V59H238ZM245 58H246V54H245ZM77 59H78V58H77ZM89 59H91V57L88 58L87 60L89 61ZM93 59H94V58H93ZM95 59H96V54H95ZM121 59H122V58H121ZM144 59H145V58H144ZM164 59H165V58H164ZM256 59H257V58H256ZM75 60H76V59H75ZM106 60H107V59H106ZM108 60H109V59H108ZM147 60H148V59H147ZM154 60H155V59H154ZM46 61H47V60H46ZM92 61H93V60H92ZM122 61H124V60L122 59ZM142 61H144V60H142ZM148 61H149V60H148ZM148 61H146V62H148ZM162 61H163V60H162ZM189 61H190V60H189ZM239 61H240V60H239ZM254 61H255V60H254ZM0 62H1V61H0ZM2 62H3V61H2ZM70 62H71V60H70ZM85 62H87V61H85ZM105 62H106V61H105ZM164 62H166V61H164ZM167 62H168V61H167ZM219 62H220V61H219ZM237 62H238V61H237ZM237 62H236V63H237ZM168 63H169V62H168ZM188 63H189V62H188ZM190 63H191V62H190ZM215 63H216V62H215ZM232 63H233V62H232ZM249 63H250V62H249ZM252 63H253V62H252ZM256 63H257V62H256ZM57 64H58V63H57ZM69 64L71 65V64H73V63L71 62V63H69ZM87 64L90 65V64H91V61H90V64H89V62H88ZM96 64H97V63H96ZM142 64H143V65H142V67H143V66H144V63H142ZM191 64H192V63H191ZM191 64H190V65H191ZM237 64H238V63H237ZM254 64H255V62H254ZM258 64H259V63H258ZM25 65H26V64L24 63V66H25ZM47 65H48V64H47ZM50 65H51V64H50ZM50 65H49V66H50ZM52 65H53V64H52ZM82 65H83V64H82ZM88 65H87V66H88ZM164 65H165V64H164ZM193 65H194V64H193ZM219 65H220V64H219ZM219 65H218V66H219ZM247 65H248V63H247ZM247 65H246V66H247ZM249 65H250V64H249ZM256 65H257V64H256ZM15 66H17V65H15ZM19 66H20V65L18 64V67H19ZM59 66L61 67V65H59ZM59 66H58V67H59ZM68 66H69V65H67V67H68ZM87 66H86V67H87ZM145 66H146V64H145ZM145 66H144V68H145ZM161 66H162V65H161ZM166 66H169V65H166ZM166 66H164V67H166ZM6 67H7V66H6ZM21 67H22V66H21ZM26 67H28V66L26 65L25 68H26ZM56 67H57V66H56ZM60 67H59V69H60ZM64 67H66V66H64ZM64 67H63V68L61 67V69H63V70L65 69V71H66V68H64ZM69 67H70V66H69ZM78 67H79V66H78ZM81 67H82V66H81ZM86 67H85V68H86ZM89 67H90V66H89ZM102 67H103V66H102ZM102 67H101V68H102ZM132 67H133V66H132ZM142 67H141V69H142ZM152 67H153V66H152ZM170 67H171V66H170ZM172 67H173V66H172ZM187 67H188V66H187ZM236 67H238V66L236 65ZM241 67H242V66H241ZM243 67H245V66L243 65ZM249 67H250V66H249ZM252 67H253V66H252ZM13 68H14V67H13ZM13 68H12V69H13ZM15 68H17V67H15ZM25 68H24V69H25ZM73 68H74V67H73ZM85 68H84V69H85ZM101 68H100V69H101ZM147 68H148V67H147ZM147 68H146V69H147ZM209 68H210V67H209ZM212 68H213V67H212ZM219 68H220V66H219ZM5 69H6V68H5ZM61 69L58 70V71H61ZM76 69H77V68H76ZM84 69H83V71H84ZM139 69H140V68H139ZM141 69H140V70H141ZM148 69H149V68H148ZM179 69H180V67H179ZM201 69H202V68H201ZM204 69H205V68H204ZM239 69H240V68H239ZM247 69H248V68H247ZM256 69H257V68H256ZM0 70H1V68H0ZM3 70H4V69H3ZM10 70H11V69H10ZM27 70H28V69H27ZM47 70H49V69H47ZM53 70H54V69H53ZM67 70H68V69H67ZM69 70H70V68H69ZM80 70H81V69H80ZM131 70H132V69H131ZM140 70H139V71H140ZM213 70H214V69H213ZM213 70H212V71H213ZM11 71H12V70H11ZM17 71H18V69H17ZM19 71H20V70H19ZM25 71H26V70H25ZM30 71H31V70H30ZM65 71H61V72L65 73ZM128 71H129V70H128ZM128 71H125V72H128ZM139 71H138V72H139ZM242 71H245V70H242ZM246 71H247V70H246ZM254 71H256V70L254 69ZM261 71H262V70H261ZM13 72L16 73V71H13ZM20 72H21V71H20ZM20 72H19V74H22V73H20ZM48 72H49V71H48ZM66 72H68V71H66ZM79 72H80V71H79ZM100 72H102V71H100ZM132 72H133V71H132ZM3 73H4V72H3ZM27 73H28V72H27ZM53 73H54V72H53ZM58 73H59V72H58ZM63 73H62V74H63ZM69 73H70V72H69ZM85 73H86V72H85ZM89 73H90V72H89ZM128 73H129V72H128ZM141 73H142V72H141ZM208 73H209V72H208ZM242 73H243V72H242ZM242 73H240V74H242ZM247 73H248V72H247ZM249 73H250V72H249ZM23 74H24V73H23ZM30 74H31V73H30ZM60 74H61V73H60ZM132 74H133V73H132ZM210 74H211V73H210ZM238 74H239V73H238ZM238 74H237V76H239ZM7 75H8V74H7ZM17 75H18V74H17ZM17 75H16V78L18 79ZM66 75H67V74H66ZM71 75H72V74H71ZM84 75H85V74H84ZM90 75H92V74H90ZM137 75H138V74H137ZM190 75H191V74H190ZM10 76H11V75H10ZM19 76H20V75H19ZM24 76H27V74H25ZM33 76H34V75H33ZM50 76H51V75H50ZM58 76H59V75H58ZM60 76H61V75H60ZM62 76H63V75H62ZM67 76H69V75H67ZM67 76H66V77H67ZM86 76H87V75H86ZM116 76H117V75H116ZM123 76H124V75H123ZM135 76H136V75H135ZM175 76H176V75H175ZM184 76H185V75H184ZM234 76H235V75H234ZM241 76H242V75H241ZM0 77H1V75H0ZM6 77H8V76H6ZM6 77H4V78H6ZM14 77H15V76H14ZM14 77H13V78H14ZM66 77H65L66 80L64 79V77L61 78V79H62V80L64 79L65 81H68L69 79L67 80V78H69V77H67V78H66ZM71 77H72V76H71ZM71 77H70V79H71ZM130 77H131V74H130ZM132 77H133V76H132ZM136 77H137V76H136ZM138 77H139V76H138ZM138 77H137V79H138ZM143 77H144V76H143ZM260 77H261V76H260ZM74 78H75V77H74ZM80 78H81V77H80ZM92 78H94V77H92ZM108 78H109V77H108ZM134 78H135V77H134ZM140 78L143 79L142 77H140ZM208 78H209V77H208ZM253 78H254V77H253ZM9 79H10V78H9ZM30 79L34 80L33 78H30ZM121 79H123V78H121ZM121 79H119V82H120ZM126 79H127V77H126ZM237 79H238V78H237ZM242 79H243V78H242ZM255 79H256V78H255ZM261 79H262V78H261ZM0 80H1V79H0ZM2 80H3V78H2ZM11 80H12V79H10V81H11ZM27 80H28V79H27ZM27 80H26V81H27ZM77 80H78V79H76L75 81H77ZM85 80H87V79H85ZM92 80H96V79H92ZM123 80H125V79H123ZM150 80H151V79H150ZM204 80H206V79H204ZM3 81H7V80H3ZM10 81H9V82H10ZM18 81H20V80H18ZM26 81L24 80V82H26ZM47 81H48V80H47ZM65 81H63V82H65ZM79 81H80V80H79ZM79 81H78V82H79ZM89 81H90V79H89ZM102 81H103V80H102ZM161 81H162V80H161ZM15 82H16V81H15ZM29 82H30V81H29ZM32 82L34 83V81H32ZM61 82H62V81H61ZM69 82H70V80H69ZM91 82H92V81H91ZM96 82H99V81L96 80ZM104 82H105V80H104ZM113 82H115V80H114ZM116 82H117V78H116ZM123 82H124V81H123ZM137 82H138V81H137ZM139 82H141V81H139ZM168 82H169V80H168ZM236 82H237V81H236ZM6 83H7V82H6ZM10 83H11V82H10ZM12 83H13V80H12ZM12 83H11V84H12ZM16 83H17V82H16ZM67 83H68V82H67ZM67 83L65 82V84H67ZM82 83H83V82H82ZM100 83H101V82H100ZM110 83H111V82H110ZM129 83H130V82H129ZM232 83H233V82H232ZM239 83H240V82H239ZM18 84H19V83H18ZM26 84H27V82H26ZM51 84H52V83H51ZM60 84H62L61 86H63V83H60ZM60 84H59V87H60ZM89 84H90V83H89ZM91 84H92V83H91ZM95 84H96V83H95ZM130 84H131V83H130ZM139 84H140V83H139ZM68 85H70V84L68 83ZM72 85H74V84H72ZM76 85H77V84H76ZM121 85H122V84H121ZM123 85H124V84H123ZM223 85H224V84H223ZM256 85H258V84H256ZM11 86H12V85H11ZM27 86H28V84H27ZM126 86H127V85H126ZM132 86H133V84H132ZM148 86H149V85H148ZM254 86H255V85H254ZM8 87H9V86H8ZM25 87H26V86H25ZM25 87H24V88H25ZM63 87H64V86H63ZM69 87H73V86H69ZM91 87H92V86H91ZM128 87H130V86H128ZM6 88H7V87H6ZM61 88H62V87H61ZM64 88H65V87H64ZM9 89H10V88H9ZM55 89H56V87H54V90H52V92L55 91ZM62 89H63V88H62ZM86 89H87V88H86ZM92 89H93V88H92ZM129 89H130V88H129ZM255 89H256V88H255ZM18 90H19V89H18ZM20 90H21V89H20ZM26 90H27V89H26ZM68 90H69V88H68ZM68 90H67V91H68ZM70 90H71V89H70ZM94 90H95V89H94ZM249 90H250V89H249ZM257 90H259V89H257ZM261 90H262V89H261ZM16 91H17V90H16ZM28 91H29V90H27V92H28ZM56 91H57V90H56ZM62 91H63V90H62ZM67 91H66V93H67ZM71 91H72V90H71ZM73 91H74V90H73ZM114 91H115V90H114ZM136 91H137V90H136ZM162 91H163V89H162ZM162 91H161V92H162ZM253 91H254V90H253ZM255 91H256V90H255ZM10 92H11V91H10ZM18 92H19V91H18ZM79 92H80V91H79ZM263 92H264V91H263ZM60 93H61L60 95H62V97H63V93H62V92H60ZM72 93H73V92H71V94H72ZM74 93H75V92H74ZM77 93H78V92H77ZM83 93H84V91H83ZM107 93H108V92H107ZM110 93H111V92H110ZM117 93H118V90H117ZM119 93H120V92H119ZM121 93H122V92H121ZM121 93H120V94H121ZM145 93H146V92H145ZM172 93H173V92H172ZM251 93H254V92H251ZM2 94H3V93H2ZM9 94H10V93H9ZM11 94H12V93H11ZM45 94H46V93H45ZM68 94H69V93H68ZM94 94H96V93H94ZM120 94H118V96H119ZM126 94H127V93H126ZM142 94H144V93H142ZM161 94H162V93H161ZM166 94H167V93H166ZM208 94H209V93H208ZM255 94H257V92H256ZM259 94H260V91H259ZM40 95H42V94H40ZM77 95H78V94H77ZM81 95H82V94H81ZM81 95H79V96L81 97ZM121 95H122V94H121ZM15 96H16V95H15ZM90 96H91V95H90ZM94 96H95V95H94ZM94 96H92V97H94ZM123 96H125V95H123ZM123 96H122V97H123ZM145 96H146V95H145ZM162 96H166V95H162ZM251 96H253V95H251ZM3 97H4V96H3ZM12 97H13V95H12ZM43 97H44V96H43ZM47 97H48V96H47ZM50 97H51V96H50ZM69 97H70V95H69ZM96 97H98V96H96ZM132 97H134V96H132ZM241 97H242V96H241ZM255 97H257V96H255ZM260 97H261V96H260ZM263 97H264V96H263ZM6 98H7V96H6ZM17 98H18V97H17ZM78 98H79V97H78ZM99 98H100V96H99ZM115 98H116V99H119L120 97H115ZM124 98H126V97H124ZM225 98H226V97H225ZM12 99H13V98H12ZM43 99H44V98H43ZM52 99L55 100V98H52ZM58 99H59V97H58ZM68 99H69V98H68ZM70 99L72 100V97H70ZM73 99H74V98H73ZM136 99H137V98H136ZM162 99H163V97H162ZM254 99H255V98H254ZM257 99H258V98H257ZM16 100H18V99H16ZM25 100H26V99H25ZM49 100H51V99L49 98ZM49 100H48V101H49ZM59 100H60V99H59ZM65 100H66V99H65ZM121 100H122V99H121ZM121 100H120V102H121ZM127 100H128V99H127ZM131 100H132V99H131ZM133 100H134V99H133ZM179 100H180V99H179ZM185 100H186V99H185ZM185 100H184V101H185ZM252 100H253V99H252ZM258 100H259V99H258ZM18 101H19V100H18ZM18 101H17V102H18ZM31 101H32V100H31ZM31 101H29V102H27V103H31ZM134 101H135V100H134ZM136 101H137V100H136ZM140 101H141V100H140ZM222 101H223V100H222ZM247 101H248V100H247ZM260 101H261V100H260ZM8 102H9V99H8ZM46 102H47V101H46ZM52 102H53V104H55L54 101H52ZM70 102H72V101H70ZM97 102H98V100H97ZM113 102H114V101H113ZM113 102H112V103H113ZM120 102H118V103H120ZM156 102H157V100H156ZM162 102H163V101H162ZM224 102H225V101H224ZM229 102H230V101H229ZM239 102H240V101H239ZM255 102H256V101H255ZM257 102H258V101H257ZM4 103H5V102H4ZM9 103H10V102H9ZM18 103H19V102H18ZM22 103H24V102L21 101V104H20V103H19V104L22 105ZM25 103H26V102H25ZM25 103H24L23 105H25ZM37 103H38V102H37ZM47 103H48V102H47ZM50 103H51V102H50ZM57 103H58V101H57ZM118 103H117V104H118ZM145 103H146V102H145ZM232 103H234V102H232ZM252 103H254V101H253ZM260 103H261V102H260ZM10 104H11V103H10ZM60 104H61V101H60ZM60 104H59V105H60ZM94 104H95V103H94ZM136 104H137V103H136ZM155 104H156V103H155ZM161 104H162V103H161ZM254 104H255V103H254ZM262 104H263V103H261V105H262ZM23 105H22V106H23ZM38 105H39V104H38ZM38 105L35 104L36 107H37ZM75 105H76V104H75ZM79 105H80V104H79ZM98 105H99V104H98ZM98 105H97V108H100V107H98ZM107 105H108V104H107ZM110 105H111V104H110ZM113 105H114V104H113ZM120 105H121V104H120ZM120 105H116V106L119 107ZM143 105H144V103H143ZM157 105H158V104H157ZM220 105H221V104H220ZM248 105H249V104H248ZM257 105H258V104H257ZM5 106H7V103H6ZM26 106H29V104L26 105ZM45 106H47V105H45ZM50 106H51V105H50ZM66 106H67V104H66ZM76 106H77V105H76ZM90 106H91V105H90ZM101 106H103V105H101ZM132 106H133V105H132ZM144 106H145V105H144ZM154 106H155V105H154ZM180 106H181V105H180ZM201 106H203V104H202ZM214 106H215V105H214ZM221 106H222V105H221ZM228 106H229V105H228ZM228 106H227V109H229ZM231 106H234V105H231ZM259 106H260V105H259ZM262 106H263V105H262ZM41 107H43V105H42ZM62 107H63V106H62ZM64 107H65V104H64ZM106 107H107V106H106ZM118 107H117V108H118ZM140 107H141V105H140ZM152 107H153V106H151V108H152ZM224 107H225V106H224ZM236 107H237V106H236ZM242 107H243V106H242ZM250 107H251V106H250ZM31 108H32V107H31ZM37 108H38V107H37ZM54 108H55V107H54ZM54 108H53V109H54ZM58 108H59V106H58ZM58 108H57V109H58ZM68 108H69V107H68ZM72 108H74V107H72ZM110 108H113V107L110 106ZM134 108L137 109V110L139 109V108H136V107H134ZM147 108H148V107H147ZM180 108H181V107H180ZM204 108H205V107H204ZM212 108H213V107H212ZM212 108H211V109H212ZM239 108H240V107H239ZM5 109H6V107H5ZM33 109H36V108H33ZM38 109L40 110L41 108H38ZM38 109H37V110H38ZM44 109H47V108H44ZM66 109H67V107H66ZM106 109H107V108H106ZM153 109H154V107H153ZM153 109H152V110H153ZM166 109H167V108H166ZM185 109H186V108H185ZM243 109H244V108H243ZM7 110H8V109H7ZM9 110H10V109H9ZM28 110H29V109H28ZM37 110H36V112H38ZM42 110H43V109H42ZM72 110H73V109H72ZM78 110H79V109H78ZM83 110H84V109H83ZM86 110H87V109H86ZM97 110H99V109H97ZM101 110H102V108H101ZM110 110H111V109H110ZM110 110H109V112H110ZM142 110H143V109H142ZM147 110H148V109H147ZM167 110H168V109H167ZM181 110H182V109H181ZM190 110H191V109H190ZM215 110H216V109H215ZM221 110H222V109H221ZM230 110H231V109H230ZM257 110H260V108L257 109ZM261 110H262V109H261ZM5 111H6V110H5ZM44 111H45V110H44ZM48 111H49V110H48ZM53 111H54V110H53ZM64 111H65V109H64ZM66 111H67V110H66ZM70 111H71V110H70ZM99 111H100V110H99ZM99 111H97V113H98ZM119 111H120V110H119ZM127 111H128V110H127ZM133 111H134V109H133ZM145 111H146V110H145ZM145 111H144V112H145ZM186 111H187V110H186ZM217 111H218V110H217ZM233 111H235V110H233ZM240 111H241V110H240ZM242 111H243V110H242ZM245 111H246V110H245ZM8 112H9V111H8ZM10 112H11V111H10ZM16 112H17V111H16ZM36 112H35V115H36ZM41 112H43V111H41ZM59 112H61V110H60ZM95 112H96V111H95ZM95 112H94V113H95ZM107 112H108V110H107ZM116 112H117V111H116ZM116 112H115V113H116ZM138 112H139V111H138ZM150 112H151V111H150ZM167 112H168V111H167ZM179 112H181V111L179 110ZM213 112H214V110H213ZM221 112H223V111H221ZM250 112H252V111H250ZM17 113H18V112H17ZM23 113H24V112H23ZM32 113H33V110H32ZM38 113H40V112H38ZM52 113H53V112H52ZM104 113H105V111H104ZM104 113H103V114H104ZM112 113H114V112H111V114H112ZM131 113H133V112H131ZM147 113H148V112H147ZM147 113H146V114H147ZM162 113H163V112H162ZM171 113H172V112H171ZM176 113H177V111H176ZM210 113H211V111H210ZM252 113H253V112H252ZM7 114H8V113H7ZM10 114L13 115V113H10ZM26 114H27V113H26ZM26 114H25V115H26ZM47 114H49V113H47ZM103 114H102V115H103ZM105 114H106V113H105ZM184 114H185V113H184ZM218 114H220V112H219ZM221 114H222V113H221ZM226 114H227V113H226ZM233 114H234V113H233ZM29 115H32L31 112H30V110H29ZM42 115H44V114H42ZM59 115H60V114H59ZM89 115H90V114H89ZM94 115H96V114H94ZM143 115H144V114H143ZM163 115H164V114H163ZM207 115H208V114H207ZM209 115H210V114H209ZM223 115H224V114H223ZM236 115H237V114H236ZM241 115H242V114H241ZM9 116H10V115H9ZM16 116H17V115H16ZM33 116H34V115H33ZM33 116H31V117L33 118ZM48 116H49V115H48ZM48 116H47V118H48ZM54 116H55V114H54ZM54 116H53V117H54ZM62 116H63V115H62ZM132 116H135V113H134V115H132ZM168 116H169V115H168ZM220 116H221V115H220ZM237 116H238V115H237ZM20 117H21V115H20ZM31 117H30V118H31ZM36 117H37V116H36ZM56 117H57V116H56ZM66 117H68V116H66ZM69 117H70V116H69ZM93 117H94V116H93ZM105 117H106V115H105ZM123 117H124V116H123ZM141 117H142V116H141ZM175 117H176V116H175ZM180 117H181V116H180ZM212 117H213V116H211V119H212ZM241 117H242V119H243L244 115L241 116ZM6 118H7V117H6ZM10 118H11V117H10ZM30 118H29L28 121H26V119H24V120H25L26 122L32 121V119L30 120ZM45 118H46V117H45ZM95 118H96V116H95ZM121 118H122V117H121ZM130 118H131V117H130ZM142 118L144 119V116H143ZM147 118H148V117H147ZM154 118H155V117H154ZM157 118H158V117H157ZM189 118H190V117H189ZM217 118H218V117H217ZM219 118H220V117H219ZM228 118H229V117H228ZM230 118H231V117H230ZM235 118H236V117H235ZM238 118H239V117H238ZM20 119H21V118H20ZM33 119H36V118L34 117ZM80 119H81V118H80ZM84 119H85V118H84ZM100 119H102V118H99V120H100ZM106 119H107V118H106ZM127 119H128V118H127ZM127 119H126V120H127ZM131 119H132V118H131ZM155 119H156V118H155ZM208 119H209V118H208ZM221 119H222V118H221ZM236 119H237V118H236ZM45 120H46V119H45ZM81 120H82V119H81ZM89 120H90V119H89ZM97 120H98V119H97ZM111 120H113V119H111ZM115 120H117V119H115ZM122 120H123V119H121V123L124 124V122H122ZM128 120H129V119H128ZM206 120H207V118H206ZM228 120H229V119H228ZM232 120H233V118H232ZM245 120H246V119H245ZM257 120H258V119H257ZM21 121H22V120H21ZM25 121H24V122H25ZM40 121H41V120H39V122H40ZM73 121H74V120H73ZM93 121H94V119H93ZM107 121H108V119H107ZM119 121H120V120H119ZM123 121H125V118H124ZM129 121H130V120H129ZM155 121H157V119H156ZM170 121H171V120H170ZM170 121L168 120V122H170ZM182 121H183V120H182ZM213 121H214V119H213ZM215 121H216V120H215ZM218 121H219V120H218ZM218 121H217V122H218ZM222 121H223V120H222ZM222 121H220V123H221ZM238 121H239V119H238ZM247 121H248V120H247ZM249 121H251V120L249 119ZM37 122H38V121H37ZM39 122H38V123H39ZM42 122H43V121H42ZM70 122H71V120H70ZM84 122H85V121H84ZM94 122H95V121H94ZM98 122H99V121H98ZM98 122H97V123H98ZM127 122H128V121H127ZM132 122H133V121H132ZM229 122H230V121H229ZM258 122H259V120H258ZM258 122H256V123L259 124ZM3 123H4V122H3ZM17 123H18V122H17ZM21 123H22V122H21ZM21 123H20V126H21ZM34 123H36V122L34 121ZM34 123H33V124H34ZM103 123H104V122H103ZM136 123H137V122H136ZM144 123H145V122H144ZM155 123H156V122H155ZM246 123H247V122H246ZM36 124H37V123H36ZM36 124H34V125H36ZM39 124H40V123H39ZM43 124H45V123H43ZM74 124H75V123H74ZM104 124H105V123H104ZM104 124H102V125L104 126ZM117 124H119L118 121H117ZM125 124L127 125V123H125ZM203 124H204V123H203ZM208 124H209V123H208ZM211 124H212V123H211ZM230 124H231V123H230ZM230 124H229V125H230ZM232 124H233V123H232ZM242 124H243V120H242ZM25 125H26V124H25ZM94 125H95V124H94ZM111 125H112V123H111ZM113 125H114V124H113ZM173 125H174V124H173ZM209 125H210V124H209ZM213 125H214V124H213ZM221 125H222V124H221ZM221 125H220V126H221ZM223 125H224V124H223ZM223 125H222L221 127H224V126H225V125H224V126H223ZM245 125H246V124H245ZM255 125H256V124H255ZM255 125H254V126H255ZM86 126H87V125H86ZM95 126H96V125H95ZM115 126H117V125H115ZM128 126H129V125H128ZM136 126H137V125H136ZM153 126H154V125H153ZM159 126H160V125H159ZM159 126H158V127H159ZM200 126H201V125H200ZM220 126H219V127H220ZM227 126H228V125H227ZM243 126H244V125H243ZM259 126H260V125H259ZM17 127H18V126H17ZM21 127L23 128V127H25V126L22 125ZM21 127H20V129H21ZM41 127H42V126H41ZM68 127H69V126H68ZM119 127H120V126H119ZM119 127H118V128H119ZM126 127H127V126H126ZM204 127H205V126H204ZM217 127H218V126H217ZM219 127H218V128L214 127V128H215L216 130H218ZM221 127H220V128H221ZM25 128H26V127H25ZM61 128H63V127H61ZM82 128H83V127H82ZM123 128H124V127H123ZM127 128H129V127H127ZM135 128L137 129L138 126L135 127ZM144 128H145V127H144ZM177 128H178V127H177ZM224 128H225V127H224ZM234 128H235V127H234ZM234 128H233V129H234ZM241 128H242V127H241ZM259 128H260V127H259ZM11 129H13V128H11ZM15 129H16V132H17L18 129H17V128H14V130H15ZM23 129H24V128H23ZM66 129H67V127H66ZM89 129H90V128H89ZM139 129H141V128H139ZM158 129H159V128H158ZM178 129H179V128H178ZM193 129H194V128H193ZM205 129H206V128H205ZM207 129H208V128H207ZM225 129H226V128H225ZM25 130H26V129H25ZM25 130H24V131H25ZM40 130H41V129H40ZM76 130H77V129H76ZM84 130H85V129H84ZM86 130H87V129H86ZM96 130H99V129H96ZM100 130L103 131L104 129H102V127H101ZM118 130H119V129H118ZM121 130H122V129H121ZM133 130H134V129H133ZM151 130H152V129H151ZM151 130H150V132H152ZM155 130H156V129H155ZM255 130H257L256 127H255ZM37 131H38V130H37ZM54 131H55V130H54ZM54 131H53V133H54ZM58 131H59V130H58ZM60 131H61V130H60ZM65 131H66V130H65ZM114 131H115V130H114ZM123 131H124V129H123ZM125 131H126V129H125ZM129 131H130V130H129ZM131 131H132V130H131ZM134 131H135V130H134ZM141 131H142V130H141ZM175 131H176V129H175ZM181 131H182V130H181ZM220 131H221V130H220ZM232 131H233V130H232ZM238 131L240 132V130H238ZM258 131H259V129H258ZM14 132H15V131H14ZM26 132H27V131H26ZM34 132H35V131H33V135L35 136ZM50 132H52V130H51ZM56 132H57V131H56ZM90 132H91V131H90ZM99 132H100V131H99ZM109 132H110V131H109ZM126 132H127V131H126ZM144 132H145V131H144ZM144 132H143V133H144ZM169 132H170V131H169ZM188 132H189V131H188ZM196 132H198V131H196ZM252 132L254 133L255 131H252ZM8 133H9V132H8ZM35 133H36V132H35ZM38 133H39V132H38ZM43 133H45V132H43ZM63 133H64V132H63ZM91 133H92V132H91ZM124 133H125V132H124ZM135 133H137V132H135ZM148 133H149V132H148ZM192 133H193V132H191V134H192ZM194 133H195V132H194ZM210 133H211V132H210ZM240 133H241V132H240ZM253 133H252V134H253ZM4 134H5V133H4ZM6 134H7V133H6ZM27 134H28V133H26V135H27ZM40 134H41V133H40ZM46 134H48V132H47ZM51 134H52V133H51ZM55 134H56V133H55ZM94 134H95V132H94ZM159 134H160V133H159ZM161 134H162V133H161ZM171 134H174V131H173V133L171 132ZM186 134H187V133H186ZM189 134H190V133H189ZM211 134H212V133H211ZM221 134H222V133H220V135H221ZM235 134H236V133H235ZM58 135H60V134H58ZM81 135H82V134H81ZM88 135H89V134H88ZM128 135H129V132H128ZM142 135H143V134H142ZM169 135H170V134H169ZM217 135H218V133H217ZM237 135H238V134H237ZM239 135H240V134H239ZM239 135H238V136H239ZM253 135H254V134H253ZM253 135H251V136L253 137ZM259 135H260V134H259ZM7 136H8V135H7ZM39 136H40V135H39ZM39 136L36 135L37 138H38ZM93 136H94V135H93ZM156 136H157V135H156ZM178 136H179V135H178ZM204 136H206V135H204ZM204 136H203V137H204ZM232 136H233V134H232ZM245 136H248V137H249V134H246ZM41 137H42V136H41ZM41 137H40V138H41ZM44 137H45V136H44ZM158 137H159V136H158ZM160 137H161V136H160ZM180 137H181V136H180ZM233 137H234V136H233ZM248 137H247V139H249ZM37 138H36V139H37ZM46 138H47V137H46ZM63 138H64V137H62V138H60V139L62 140ZM108 138H109V137H108ZM120 138H121V137H120ZM146 138H147V135H146ZM163 138H164V137H163ZM167 138H169V137H167ZM176 138H177V137H176ZM220 138H221V137H220ZM224 138H225V137H224ZM239 138H240V137H239ZM257 138H258V137H257ZM260 138H261V137H260ZM44 139H45V138H44ZM124 139H125V138H124ZM164 139H165V138H164ZM208 139H209V138H208ZM218 139H219V137H218ZM234 139H235V138H234ZM247 139H246V141L248 142L250 139H249V140H247ZM41 140H43V138H42ZM51 140H52V139H50V141H51ZM64 140H65V139H64ZM111 140H112V139H111ZM122 140H123V139H122ZM126 140H127V139H125V141H126ZM147 140H148V139H147ZM149 140H150V139H149ZM154 140H155V139H154ZM178 140H179V139H178ZM181 140H182V139H181ZM181 140H180V141H181ZM252 140H253V139H252ZM255 140H256V139H255ZM82 141H83V140H82ZM105 141H106V140H105ZM120 141H121V140H120ZM160 141H161V139H160ZM187 141H188V139L185 140V142H187ZM191 141H192V140H191ZM210 141H211V140H210ZM218 141H219V140H218ZM243 141H244V140H243ZM2 142H3V141H2ZM103 142H104V141H103ZM123 142H124V140H123ZM126 142H127V141H126ZM156 142H157V141H156ZM158 142H159V140H158ZM166 142H167V141H166ZM172 142H173V141H172ZM181 142H182V141H181ZM183 142H184V139H183ZM247 142H244V144H245V143L247 144ZM250 142H251V140H250ZM250 142H249V143H250ZM20 143H21V142H20ZM47 143H48V142H47ZM111 143H112V142H111ZM143 143H144V142H143ZM160 143H161V142H160ZM188 143H189V141H188ZM252 143H253V144H252ZM48 144H49V143H48ZM109 144H110V143H109ZM133 144H134V143H133ZM137 144H138V143H137ZM137 144H135V145H137ZM167 144H168V143H167ZM174 144H175V142H174ZM174 144H173V145H174ZM186 144H187V143H186ZM212 144H213V143H212ZM221 144H222V143H221ZM229 144H230V143H229ZM242 144H243V143H242ZM242 144H241V146H242ZM246 144H245V145H246ZM250 144L254 145V142H251ZM250 144H248V145L251 147L252 145H250ZM2 145H3V143H2ZM143 145H145V143H144ZM184 145H185V144H184ZM188 145H189V144H188ZM188 145H187V146H188ZM214 145H216V143H214ZM230 145H231V144H230ZM236 145H237V144H236ZM236 145H235L234 149L236 148ZM245 145H243V146L245 147ZM258 145H259V144H258ZM32 146H33V145H32ZM85 146H86V145H85ZM137 146H138V145H137ZM158 146H160V144H159ZM164 146H166V145H164ZM167 146H168V145H167ZM209 146H210V145H209ZM212 146H213V145H212ZM241 146H240V147H241ZM243 146H242V147H243ZM254 146H255V145H254ZM160 147H161V146H160ZM210 147H211V146H210ZM240 147H237V148H239V150H240V149H241ZM244 147H243V148H244ZM252 147H253V146H252ZM86 148H87V147H86ZM178 148H179V147H178ZM182 148H183V147H182ZM182 148H181V149H182ZM194 148H195V147H194ZM206 148H209V147L207 146ZM237 148H236V149H237ZM243 148H242L241 150L248 149V148H244V149H243ZM34 149H35V148H34ZM69 149H70V148H69ZM104 149H105V148H104ZM137 149L139 150V148H137ZM158 149H159V148H158ZM164 149H165V148H163V150H164ZM185 149H186V148H185ZM195 149H197V147H196ZM231 149H232V148H231ZM231 149H230V151H228V152H229V154L227 153L228 155H230V154L232 155V154H233V153L231 152L233 149H232V150H231ZM236 149H235V150H236ZM22 150H23V149H22ZM22 150H21V151H22ZM138 150H137V151H138ZM154 150H155V149H154ZM161 150H162V149H160V151H161ZM178 150H179V149H178ZM191 150H192V149H191ZM21 151H20V152H21ZM49 151H50V150H49ZM150 151H151V150H150ZM160 151H159V152H160ZM166 151H167V150H166ZM179 151H180V150H179ZM181 151H182V150H181ZM206 151H207V150H206ZM208 151H210V150H208ZM237 151H238V150H237ZM237 151H236V152H237ZM248 151L250 152L251 150H248ZM258 151H259V150H258ZM38 152H39V151H38ZM104 152H105V150H104ZM122 152H124V154H125V151H122ZM152 152H155V151L152 150ZM215 152H217V150H216ZM243 152H244V151H243ZM245 152H246V150H245ZM245 152H244V154H245ZM5 153H6V152H5ZM32 153H33V152H32ZM131 153H132V152H131ZM163 153H165V151H164ZM182 153H183V152H182ZM203 153H204V152H203ZM208 153H209V152H208ZM213 153H214V152H213ZM217 153H218V152H217ZM35 154H36V153H35ZM106 154H107V153H106ZM110 154H111V153H110ZM136 154H138V152H136ZM140 154H141V153H139V155H137V157H138L137 159H140ZM149 154H150V153H149ZM157 154H158V153H157ZM160 154H161V153H160ZM244 154H243V155H244ZM261 154H262V152H261ZM125 155H126V156L123 157V158H126V157H127V154H125ZM152 155H153V154H152ZM166 155H167V154H166ZM187 155H188V154H187ZM216 155H217V154H216ZM228 155H227V156H228ZM59 156H60V155H59ZM109 156H110V155H109ZM120 156H121V154H120ZM120 156H119V157H120ZM155 156H156V155H155ZM158 156H159V155H158ZM202 156H203V154H201V157H202ZM225 156H226V155H225ZM236 156H237V153H236ZM17 157H18V156H17ZM26 157H27V155H26ZM107 157H108V156H107ZM117 157H118V156H117ZM117 157H115V158H117ZM148 157H149V159H150V156H148ZM162 157H165V159L167 158V160L169 159L168 156L166 157L164 154H163V156L161 155V157H159V158H162ZM187 157H188V156H187ZM201 157H200V158L197 157V158H199V159H197V160H200ZM211 157H212V155H211ZM213 157H214V156H213ZM213 157H212V158H213ZM233 157H234V156H233ZM261 157H262V155H261ZM0 158H1V157H0ZM10 158H11V157H10ZM37 158H39V157H37ZM42 158H43V157H42ZM96 158H98V156H96ZM102 158H103V157H102ZM127 158H128V157H127ZM129 158H130V157H129ZM134 158H135V157H134ZM134 158H133V159H134ZM141 158H142V156H141ZM175 158H176V157H175ZM179 158H180V157H179ZM179 158H178V161H179ZM230 158H231V157H230ZM5 159H6V158H5ZM17 159H18V158H17ZM34 159H35V157H34ZM39 159H41V158H39ZM69 159H70V158H69ZM85 159H86V158H85ZM87 159H88V158H87ZM109 159H110V158H109ZM109 159H108V160H109ZM113 159H114V158H113ZM165 159H164V161H165ZM223 159H224V158H223ZM223 159H222V160H223ZM228 159H229V156H228ZM237 159H238V158H237ZM261 159H262V158H261ZM9 160H10V159H9ZM12 160H13V159H12ZM26 160H27V159H26ZM26 160H25V161H26ZM28 160H29V159H28ZM28 160H27V161H28ZM46 160H47V159H46ZM46 160H45V161H46ZM106 160H107V159H106ZM106 160H105V161H106ZM123 160H124V159H123ZM126 160H127V159H126ZM159 160H160V159H159ZM201 160H202V159H201ZM232 160H233V159H232ZM17 161H18V160H17ZM31 161H32V160H31ZM36 161H37V160H36ZM38 161H39V160H38ZM45 161H44V163H45ZM70 161H71V160H70ZM87 161H88V160H87ZM99 161H100V159H99ZM131 161H132V160H131ZM188 161H189V160H187V163H189ZM212 161L214 162L215 160H212ZM216 161H217V160H216ZM227 161H228V160H227ZM251 161H252V160H251ZM260 161H261V160H260ZM12 162H13V161H11V163H12ZM21 162H24V160L21 161ZM41 162H42V161H41ZM46 162H49V161H46ZM89 162H90V161H89ZM91 162H92V161H91ZM108 162H109V161H108ZM122 162H123V161H122ZM122 162H120V163H122ZM154 162H155V161H154ZM218 162H219V161H218ZM220 162H221V160H220ZM229 162H231V161H229ZM232 162H233V161H232ZM4 163H5V162H4ZM4 163H3V165H4ZM6 163H7V162H6ZM9 163H10V162H9ZM92 163L95 164L94 161H93ZM104 163H107V162H104ZM165 163H166V162H165ZM167 163H168V161H167ZM169 163H170V162H169ZM192 163H195V162H192ZM199 163H200V162H199ZM221 163H222V162H221ZM223 163H224V162H223ZM263 163H264V162H263ZM19 164H20V163H19ZM28 164H29V162H28ZM40 164H41V163H39V164H37V165H40ZM46 164H47V163L44 164V168L47 167V166H45ZM48 164H49V163H48ZM102 164H103V163H102ZM139 164H140V163H139ZM147 164H148V163H147ZM155 164H156V163H155ZM155 164H154V165H155ZM157 164H158V163H157ZM190 164H191V163H190ZM230 164H231V163H230ZM233 164H234V163H233ZM259 164H260V163H259ZM11 165H12V164H11ZM15 165H16V163H15ZM20 165H22V163H21ZM20 165H18V166L20 167ZM141 165H142V164H141ZM164 165H165V164H164ZM186 165H187V164H186ZM191 165H192V164H191ZM195 165H196V164H195ZM218 165H219V163H218ZM228 165H229V164H228ZM234 165H235V164H234ZM237 165H239V164H237ZM1 166H2V165H1ZM26 166H27V164H26ZM26 166H25V167H26ZM98 166H99V165H98ZM122 166H124V165H121V167H122ZM125 166H126V165H125ZM133 166H134V165H133ZM143 166H148V165L145 164V165H143ZM160 166H162V164H161ZM226 166H227V165H226ZM241 166H242V164H241ZM261 166H262V164H261ZM263 166H264V165H263ZM3 167H4V166H3ZM23 167H24V166H23ZM23 167H22V168L20 167V168L23 169ZM105 167H107V166H105ZM119 167H120V166H119ZM138 167H139V166H138ZM158 167H159V166H158ZM162 167H163V166H162ZM165 167H167V166H165ZM170 167H171V166H170ZM170 167L168 166V169H169ZM89 168H90V167H89ZM102 168H104V167H102ZM131 168H132V167H131ZM131 168H130V169H131ZM146 168H147V167H146ZM146 168H145V170H146ZM148 168H149V167H148ZM153 168H154V167H153ZM229 168H230V167H229ZM237 168L239 169V167H237ZM253 168H254V170H256L255 167H253ZM259 168H260V167H259ZM109 169H110V168H109ZM139 169H140V168H139ZM143 169H144V168H143ZM143 169H142V170H143ZM150 169H151V167H150ZM161 169H162V168H161ZM165 169H166V168H165ZM168 169H167V170H168ZM257 169H258V168H257ZM261 169H262V168H261ZM5 170H7V169H5ZM5 170H4L2 167H0V175H1L0 177H3ZM40 170H41V169H40ZM82 170H84V169H82ZM85 170H86V167H85ZM88 170H89V169H88ZM88 170H87V171H88ZM101 170H102V169H101ZM112 170H113V169H112ZM124 170H125V169H124ZM145 170H143V171H145ZM163 170H164V169H163ZM169 170H170V169H169ZM169 170H168V171H169ZM175 170H176V169H175ZM190 170H191V169H190ZM236 170H237V169H236ZM263 170H264V169H263ZM16 171H18V169H17ZM41 171H42V170H41ZM60 171H61V170H60ZM70 171H73V170H70ZM89 171H90V170H89ZM104 171H106V168L104 169ZM115 171H117V170H115ZM119 171H120V170H119ZM130 171H131V170H130ZM135 171H136V170H135ZM143 171H142V172H143ZM150 171H151V170H150ZM76 172H77V170H76ZM80 172L83 173L82 171H80ZM110 172H111V170H110ZM120 172H121V171H120ZM131 172H132V171H131ZM138 172H140V171H137V174H138ZM152 172H153V171H152ZM159 172H161V170H160ZM252 172H253V169H252ZM254 172H255V173H253V175L256 176V175H257V173H256L257 170L254 171ZM17 173H18V172H17ZM77 173H78V172H77ZM77 173H76V174H77ZM84 173H85V172H84ZM88 173H89V172H88ZM100 173H101V171H100ZM112 173H113V172H112ZM132 173H133V172H132ZM135 173H136V172H135ZM143 173H145V172H143ZM161 173H162V172H161ZM182 173H183V171H182ZM258 173L261 174L260 172H258ZM43 174H44V173H43ZM94 174H95V173H94ZM184 174H186V172H185ZM184 174H183V175H184ZM63 175H64V174H63ZM66 175H67V174H66ZM87 175H88V174H87ZM107 175H108V174H107ZM116 175H117V174H116ZM127 175H129V174H127ZM127 175H126L125 177H127ZM154 175H155V174H154ZM162 175H163V174H162ZM172 175H173V174H172ZM172 175H171L170 177H168L169 180L174 179L175 176H173V178L170 179V178L172 177ZM176 175H177V174H176ZM249 175H252V174H249ZM249 175L246 174V176H247L246 178H248ZM263 175H264V174H263ZM70 176H71V175H70ZM77 176H78V175H77ZM84 176H85V175H84ZM84 176H82V177H84ZM88 176H90V175H88ZM101 176H102V175H101ZM110 176H111V175H110ZM131 176H132V175H131ZM151 176H152V175H151ZM163 176H164V175H163ZM178 176H179V175H178ZM178 176H176V177H178ZM38 177H39V176H38ZM82 177H81L80 179H83ZM137 177H138V176H137ZM141 177H142V175H141ZM148 177H149V176H148ZM160 177H161V176H160ZM165 177H166V179H167V176H166V175H165ZM180 177H181V174H180ZM184 177H185V175H184ZM187 177H188V176H187ZM221 177H222V176H221ZM223 177H224V176H223ZM223 177H222V178H223ZM252 177H253V176H252ZM252 177H251L250 180H252ZM263 177H264V176H263ZM36 178H37V177H36ZM68 178H69V177H68ZM76 178H77V177H76ZM78 178H79V176H78ZM84 178H85V177H84ZM97 178H98V177H97ZM101 178H102V177H101ZM131 178H132V177H131ZM158 178H159V177H158ZM243 178H245V177H243ZM243 178L241 177L240 179H243ZM246 178H245V179H246ZM253 178H254V177H253ZM261 178H262V176H261ZM261 178H260V179H261ZM103 179H104V178H103ZM122 179H124V178H122ZM132 179H134V178H132ZM132 179H131V180H132ZM176 179H178V178H176ZM185 179H186V177H185ZM255 179H256V178H255ZM35 180H36V179H35ZM42 180H43V179H42ZM68 180H70V179H68ZM73 180H74V176H73ZM73 180H72V182H73ZM95 180H96V179H95ZM95 180H94V181H95ZM128 180H130V179H128ZM128 180H127V181H128ZM139 180H140V178H139ZM149 180H150V179H149ZM156 180H157V179H156ZM250 180H249V178H248V182H249ZM256 180H257V179H256ZM45 181H46V180H45ZM70 181H71V180H70ZM75 181H76V180H74V182H75ZM82 181H83V180H82ZM96 181H97V180H96ZM96 181H95V182H96ZM98 181H99V180H98ZM119 181H120V180H119ZM124 181H126V178H125ZM124 181H122V183H124ZM127 181H126V182H127ZM160 181H161V180H160ZM213 181H214V180H213ZM230 181H231V179H230ZM240 181H241V180H240ZM263 181H264V180H263ZM68 182H69V181H68ZM68 182H67V183H68ZM126 182H125V183H126ZM149 182H150V181H149ZM151 182H152V180H151ZM151 182L148 183V185H149V184H152ZM187 182H188V181H187ZM222 182H223V181H222ZM222 182H221V184H223ZM251 182H252V181H250V183H251ZM39 183H40V182H39ZM39 183H38V184H39ZM106 183H107V182H106ZM110 183H111V182H110ZM122 183H120V185H122ZM139 183H140V182H139ZM158 183H160V182H157V184H156V183H155V184L158 185ZM226 183H227V182H226ZM262 183H263V182H262ZM40 184H41V183H40ZM52 184H53V183H52ZM95 184H96V183H95ZM115 184H116V183H115ZM115 184L113 183V187L115 186ZM135 184H136V186H137V183H135ZM135 184H133V185H135ZM221 184H220V185H221ZM224 184H225V182H224ZM233 184H235V183H233ZM237 184H238V183H237ZM237 184H236L235 186H237ZM239 184H240V183H239ZM252 184H253V183H252ZM252 184H251V185H252ZM65 185H67V184H65ZM93 185H94V184H93ZM99 185H100V184H99ZM116 185H117V186H115V189L118 187V183H117ZM120 185H119V188H120ZM139 185H140V184H139ZM148 185H147V186H148ZM156 185H155V187H156ZM160 185H161V183H160ZM163 185H164V184H163ZM163 185H162V186H163ZM193 185H194V184H193ZM193 185H192V186H193ZM213 185H214V184H213ZM225 185L227 186V184H225ZM248 185H249V183H248ZM258 185H259V184H257V186H258ZM49 186H50V185H49ZM68 186H69V185H68ZM104 186H105V185H104ZM136 186H134V187H136ZM142 186H143V185H142ZM215 186H216V185H215ZM226 186H225V187H226ZM253 186L255 187V185H253ZM257 186H256V187H257ZM260 186H261V184H260ZM46 187H48V186H46ZM87 187H88V186H87ZM100 187H101V186H100ZM111 187H112V186H111ZM111 187H110V189H111ZM113 187H112V188H113ZM152 187H153V186H152ZM155 187H154V188H155ZM159 187H160V186H159ZM239 187H240V186H239ZM249 187H250V185H249ZM256 187H255V188H256ZM258 187H259V186H258ZM262 187L264 188V184H263ZM262 187H260V188H262ZM51 188H52V186H51ZM53 188H54V187H53ZM119 188H118V189H119ZM150 188H151V187H150ZM154 188H153V191H154ZM161 188H162V187H161ZM194 188H195V187H194ZM207 188H208V187H207ZM210 188H211V187H210ZM220 188H222V187H220ZM223 188H224V187H223ZM223 188H222V189H223ZM230 188H233V191H232V190H231V191H232V193H234V188H235V187L232 186V183H231V186H229V187L227 186L228 191H229ZM246 188H247V187H246ZM250 188H251V187H250ZM255 188H254V189H255ZM260 188H259V189H260ZM17 189H18V188H17ZM25 189H26V188H25ZM32 189H33V188H32ZM32 189H31V190H32ZM100 189H102V188H100ZM110 189H108L107 191H109ZM115 189H114V190H115ZM121 189H122V188H121ZM132 189H133V187H132ZM134 189H135V188H134ZM134 189H133V190H134ZM141 189H143V188H141ZM141 189H140V190H141ZM148 189H149V188H148ZM148 189H145V190H146V193L148 192V191H147ZM166 189H167V188H166ZM188 189H189V188H188ZM212 189H213V188H212ZM222 189H221V190H222ZM224 189H226V188H224ZM227 189H226V190H227ZM244 189H245V188H244ZM251 189H252V188H251ZM257 189H258V188H257ZM257 189H255V191H257ZM27 190H28V189H27ZM96 190H99V188H98V189H95V191H96ZM123 190H124V189H123ZM123 190H121V192H122ZM130 190H131V189H130ZM130 190H127V191H126V187H125V192H128V191H130ZM133 190H132L131 192H135V190H134V191H133ZM182 190H183V189H182ZM186 190H187V188H186ZM191 190H194V189L191 188ZM191 190H189V191H191ZM207 190H208V189H207ZM209 190H210V189H209ZM218 190H219V189H218ZM218 190H217V191H218ZM237 190H238V188H237ZM245 190H246V189H245ZM7 191H8V190H7ZM14 191H15V190H14ZM17 191H18V190H17ZM67 191H68V189H67ZM110 191H111V190H110ZM231 191H230V192H231ZM239 191H240V190H239ZM241 191H242V190H241ZM241 191H240V193H241ZM92 192H93V195L96 194V193H94L93 190H92ZM111 192H112V191H111ZM111 192H110V193H111ZM116 192H119V190L114 191V193L111 194V195L116 194ZM125 192H124V193H121V194L119 193V194H117V195H115V196H116V197H118V196L120 197L122 194H124V195H125L124 198H126V197H127L126 194H129V192H128V193H125ZM160 192H161V191H160ZM194 192H195V190H194ZM210 192H211V191H210ZM237 192H238V191H237ZM10 193H11V192H10ZM36 193H37V192H36ZM98 193H99V192H98ZM98 193H97V195H98ZM101 193H102V192H101ZM101 193H100V194H101ZM148 193H149V192H148ZM151 193H152V192H151ZM186 193H188V191H187ZM225 193H226V192H225ZM244 193H245V192H244ZM55 194H56V193H55ZM108 194H109V193H108ZM144 194H145V193H144ZM149 194H150V193H149ZM149 194H148V195H149ZM196 194H197V193L195 192L194 195H196ZM229 194H230V193H229ZM246 194H247V193H246ZM246 194H245V195H246ZM253 194H254V192H253ZM253 194H252V197L255 196V194H254V195H253ZM12 195H13V194H12ZM103 195H104V194H103ZM103 195H100V196H98V197H102ZM124 195H123V196H124ZM148 195H147V196H148ZM213 195H214V194H213ZM217 195H218V194H217ZM224 195H225V194H224ZM247 195H249V194H247ZM250 195H251V194H250ZM250 195H249V197H250ZM257 195H258V194H257ZM262 195H263V194H262ZM1 196H3V193H2ZM5 196H6V195H5ZM84 196H85V195H84ZM91 196H92V195H91ZM94 196H96V195H94ZM115 196L113 197V199H110V200H112V201L115 202V200H114ZM128 196H129V195H128ZM131 196H133V198H135L134 194H132V193H131ZM142 196H143V194H142ZM142 196H141V197H142ZM145 196H146V195H145ZM163 196H164V195H163ZM219 196H221V195H219ZM258 196H259V195H258ZM82 197H83V196H82ZM89 197H90V196H89ZM89 197H88V198H89ZM119 197H118V198H119ZM149 197H150V195H149ZM151 197H152V195H151ZM228 197H229V196H228ZM247 197H248V196H247ZM11 198H12V196H11ZM93 198H95V197H93ZM103 198H104V197H102V198H100V199L103 200ZM109 198H110V197H109ZM118 198H115V199H118ZM121 198H122V197H121ZM124 198L121 199V200H122V201H120L121 204H122V202L124 201ZM127 198H128V197H127ZM133 198H132V199H133ZM143 198H144V197H143ZM182 198H183V195H182ZM182 198H181V199H182ZM184 198H185V197H184ZM190 198L193 199V195H192V197L190 196ZM190 198H189V201H191ZM225 198H226V197H225ZM231 198H232V197H231ZM231 198H230V199H231ZM236 198H238V197H236ZM82 199H83V198H82ZM100 199H98V201H99ZM119 199H120V198H119ZM128 199H130V197H129ZM138 199H141V198H138ZM149 199H150V198H149ZM153 199H154V197H153ZM233 199H234V198H233ZM243 199H244V198H243ZM245 199H247V198H245ZM250 199H251V197H250ZM255 199H256V197H255ZM258 199H259V198H258ZM258 199H257V200H258ZM22 200H23V199H22ZM93 200H94V199H93ZM96 200H97V198H96ZM96 200H94V201H96ZM104 200H105V198H104ZM147 200H148V199H147ZM147 200H146V201H147ZM176 200H177V201L180 200V197H179L178 199L176 198ZM183 200H184V199H182V201H183ZM216 200H217V199H216ZM224 200H225V199H224ZM234 200H235V199H234ZM6 201H7V200H6ZM72 201H73V202H72ZM72 201H71L72 203L70 202L71 204H70V203H67L68 205L70 204L69 207H68V206H67V208H66V207H60L59 209H57V210L51 212L50 214L47 213L48 211H47V212H38V213H36V214L34 213L35 216H33V217H35V219H33L34 221L31 222V224H30L29 222H26V223L24 222V224H22L18 229L14 230V233H13L12 237H11L9 240H8V239H7V240H3L4 238H3V239H0V256H1V253H2L3 251L5 252V255H6V254L8 253V252L6 253V251H7L8 249H10V246L13 247L14 245H15V246L17 245L16 247H18V249H19V246H20L19 243H24V244H25V243H26V244L28 243V244H29V236H20V235H19V232H21V231H23V230H27V229H32V231H34V229H36V230H38V232L43 233V232H41V231H45L46 227L48 228V224L50 225V223H52V221L55 219V218H53L52 216H55V217H57V218H58V217H59V218H62V217H64V218L66 217V218H67V215H66V214L70 215V212H72V216H73V212H75L74 214H75L76 217H77V215H82V214H84L85 211H86L85 206L88 205V203L85 204V206H83V205H81V204H82L84 201H86V198H85V200H84L82 203H80V204H79V202L77 203V201H76V202H74V200H72ZM98 201H96L95 203L93 202V204L96 205V203H97ZM112 201H111V202H112ZM116 201H118V203H119V200H116ZM167 201L169 202V200H167ZM187 201H188V200H187ZM187 201H186V202H187ZM192 201H193V200H192ZM262 201H264V199H262ZM9 202H10V201H9ZM90 202H91V201H90ZM101 202H102V201H101ZM101 202H99V203H100V204L104 203V202H102V203H101ZM171 202H172V201H171ZM173 202H175V201H173ZM183 202H184V201H183ZM227 202H228V201H227ZM230 202H231V200H230ZM243 202H244V201H243ZM252 202H253V201H252ZM259 202H260V201H259ZM21 203H22V202H21ZM112 203H113V202H112ZM118 203H117V205H116V202H115L114 205L120 207L121 204L119 205ZM144 203H146V202H144ZM144 203H143L141 206H144ZM147 203H148V201H147ZM149 203H151V202L149 201ZM153 203H154V202H153ZM166 203H167V202H166ZM233 203H234V201H233ZM64 204H65V203H64ZM64 204H63V205H64ZM89 204H90V203H89ZM97 204H98V203H97ZM124 204H125V203H124ZM137 204H139V202H137ZM151 204H152V203H151ZM154 204H155V203H154ZM172 204H173V203H172ZM172 204H170V202H169V205H170V206L167 207V208H171V209H172V207H171ZM178 204H179V202H178ZM225 204H227V203H225ZM231 204H232V203H231ZM235 204H236V203H234V206H235ZM244 204H245V203H244ZM244 204L242 203V206H244ZM253 204H254V203H253ZM257 204H258V202H257ZM261 204H262V203H261ZM2 205H3V204H2ZM44 205H45V204H44ZM58 205H60V204H58ZM61 205H62V204H61ZM106 205H108V203H107ZM145 205H146V204H145ZM148 205H149V204H148ZM173 205H175V204H173ZM5 206H6V205H5ZM7 206H8V205H7ZM115 206H114V208H115ZM138 206H139V205H138ZM141 206H139V207L141 208ZM222 206H223V205H222ZM242 206H240V207H242ZM258 206H260V204H259ZM57 207H58V206H57ZM94 207H97V206H94ZM94 207H93V208H94ZM98 207L100 208L101 206H98ZM108 207H110V206H108ZM139 207H137L138 209L136 208V209H137L136 211H138V210L140 211ZM147 207H148V206H147ZM151 207L154 208V205L152 204ZM175 207H176V206H175ZM175 207H174V209H175ZM245 207H246V206H244V208H245ZM252 207H253V206H252ZM6 208H7V207H6ZM8 208H9V206H8ZM110 208H111V207H110ZM133 208H134V207H131V209H133ZM167 208H166V209H167ZM190 208H191V207H190ZM221 208H222V207H221ZM225 208H226V207H225ZM225 208H224V209H225ZM2 209H3V208H2ZM4 209H5V208H4ZM89 209L91 210V208H89ZM115 209H116V208H115ZM145 209H146V208H145ZM149 209H150V207H149ZM155 209H156V207H155ZM237 209L239 210V207H238ZM261 209H262V208H261ZM5 210H6V209H5ZM69 210H70V211H69ZM92 210H93V209H92ZM96 210H97V209H96ZM116 210H117V209H116ZM133 210H135V209H133ZM143 210H144V209H143ZM152 210H153V209H152ZM157 210H158V209H157ZM233 210H234V207H233ZM67 211H69V213H68ZM88 211H89V210H88ZM119 211H120V210H119ZM146 211H148V208L146 209ZM173 211H176V210H173ZM194 211H195V210H194ZM196 211H197V210H196ZM201 211H202V210H201ZM225 211H226V210H225ZM240 211H243V210H240ZM255 211H256V210H255ZM49 212H50V211H49ZM96 212L99 213L98 210H97ZM108 212H109V210H108ZM108 212H107V214H109ZM115 212H117V211H115ZM115 212H114V213H115ZM143 212H145V211H143ZM143 212H142V213H143ZM148 212H149V211H148ZM148 212L145 213V214L147 215ZM222 212H223V211H222ZM258 212H259V211H258ZM5 213H6V212H5ZM133 213H134V211L132 212V214H131L130 217H132V216H133V217L136 216L137 213L135 212V213H134L135 215H134ZM138 213H139V214H138V217H136V218L139 219V220H138V221H139V225H138V226L140 227V224H142V222L144 221V219L142 218L143 221H140V217H141L142 215H141L140 212H138ZM149 213H150V212H149ZM151 213H152V212H151ZM188 213L190 214L191 212H188ZM196 213H198V212H196ZM220 213H221V212H220ZM224 213H225V212H224ZM243 213H244V211H243ZM259 213H260V212H259ZM99 214H100V213H99ZM156 214H157V212H156ZM158 214H160V213L158 212ZM168 214H169V213H168ZM244 214H245V213H244ZM65 215H66V216H65ZM84 215H85V214H84ZM94 215H95V214H94ZM105 215H106V214H105ZM105 215H104V217L102 216L103 219H102V220L100 219V220H101V223H102V224L104 223V224L106 225L107 222L105 223ZM139 215H140V217H139ZM143 215H144V214H143ZM149 215H150V214H149ZM149 215H148L147 217H149ZM151 215H152V214H151ZM153 215H154V214H153ZM170 215H171V212H170ZM170 215H169V216H170ZM173 215H174V213H173L171 216H173ZM248 215H249V214H248ZM251 215H252V213H251ZM111 216H113V214H111ZM122 216H124V214H123ZM189 216H191V215H189ZM193 216H194V215H193ZM221 216H222V215H221ZM262 216H263V215H262ZM68 217H69V216H68ZM107 217L109 218V215H108ZM125 217H126V216H125ZM127 217H128V216H127ZM127 217H126V218H127ZM130 217H129V218H130ZM133 217L130 218V219L128 218V221H129V220L132 221V219H133V221L131 222V224H132V223L134 224L135 222L138 223V221H136V219L133 218ZM151 217H152V216H150V218H151ZM198 217H199V216H198ZM222 217H223V216H222ZM64 218H62V219H64ZM66 218H65V219H66ZM73 218H75V217H73ZM91 218H92V217H90V218L88 217L87 219L90 221ZM96 218H97V217H96ZM100 218H101V217H100ZM126 218H122L123 221H126V222H127V219H126ZM150 218H149V220H150ZM189 218H191V217H189ZM195 218H196V217H195ZM247 218H248V217H247ZM62 219H61V220L59 219V220L62 221ZM87 219H86V220H87ZM92 219H93V218H92ZM119 219H120V218H119ZM124 219H126V220H124ZM152 219H154V217H152ZM156 219H157V218H156ZM160 219H161V218H160ZM163 219H164V218H163ZM172 219H174V218L172 217L171 220H172ZM232 219H233V218H232ZM263 219H264V218H263ZM59 220L57 219L55 222L58 221V222H57L58 224L61 223V222H59ZM96 220H98V218H97ZM106 220H107V219H106ZM113 220H114V219H113ZM116 220H117V219H116ZM154 220H155V219H154ZM154 220H153V221L150 220V221H151V225H152V222H154ZM256 220H258V219L256 218ZM260 220H261V219H260ZM109 221H110V219H109ZM109 221H108V223H110ZM150 221H149V222H150ZM158 221L160 222V220H158ZM172 221H173V220H172ZM9 222H10V221H9ZM53 222H54V221H53ZM55 222H54L53 224H51V228H52V226L55 227V226L57 225V224H55ZM112 222H113L115 225H117V223H118L119 221L117 220V223H116V221H115V222L112 221ZM112 222L110 223V225L112 224V225H111V226H112V229H113V227H114V229H115V227H117L116 229H119V228H118L119 226H118V225L115 226ZM140 222H141V223H140ZM159 222L157 223V225L159 224ZM232 222H233V221H232ZM258 222H259V221H258ZM261 222H262V220H261ZM27 223H28V224H27ZM101 223H98V221H97V224H99L100 226L103 227V228L101 227L100 230L103 229V231H104V229H105V228L107 229L108 226L105 227V225L103 226ZM121 223H122V222H121ZM127 223H130V221L127 222ZM136 223H135V225H136ZM233 223H234V222H233ZM263 223H264V222H263ZM20 224H21V223H20ZM45 224H47L46 227H45ZM80 224H81V226H79V228L81 227L80 229H82V227H83L84 225L82 226V223H80ZM131 224H129V225H130L129 227H131ZM144 224H145V223H144ZM144 224H143V225H144ZM245 224H246V223H245ZM9 225H10V224H9ZM18 225H19V224H18ZM54 225H55V226H54ZM77 225H78V224H77ZM99 225H98V226H99ZM110 225H109V227H110ZM113 225H114V226H113ZM135 225H133L132 228H128V229L130 230V232L137 231L136 228L134 227ZM146 225H149V224H146ZM247 225H248V226L250 225L249 222H248ZM247 225H245L246 228L248 227ZM6 226H7V225H6ZM6 226H5V227H6ZM16 226H17V225H16ZM100 226H99V228H100ZM136 226H137V225H136ZM153 226H154V225H153ZM233 226H234V225H233ZM240 226H241V225H240ZM250 226H254L253 223H252V225H250ZM8 227H9V226H8ZM75 227H76V226H75ZM109 227H108V228H109ZM123 227H124V228L120 229V231H122V230H124V229L127 228V226H126L124 223H123ZM125 227H126V228H125ZM133 227H134L135 229H134ZM144 227H146V226H144ZM160 227H161V226H160ZM228 227L230 228V226H228ZM237 227H238V226H237ZM2 228H3V227H1L0 232H1ZM42 228H44V229L42 230ZM55 228H56V227H55ZM55 228H54L53 230H55ZM64 228H65V227L63 226V229H64ZM69 228H70V227H68V229H69ZM79 228H78V229H79ZM137 228H138V227H137ZM149 228H150V227H149ZM151 228H152V227H151ZM157 228H158V227H157ZM246 228H244V229H246ZM260 228H262V227L260 226ZM4 229H5V228H4ZM11 229H12V228H11ZM48 229H49V231L51 230L50 227H49ZM71 229H72V228H71ZM106 229H105V231H106ZM114 229H113V230H114ZM132 229H133V231H132ZM140 229L142 230L141 227H140ZM155 229H156V227H155ZM165 229H167V228H165ZM171 229H172V228H171ZM171 229H170V230H171ZM233 229H234V228H233ZM233 229H232L231 231H233ZM262 229H263V228H262ZM5 230H6V229H5ZM53 230H51V232H52ZM83 230H85V228H84ZM87 230H88V227H87ZM91 230H92V229H91ZM96 230H98V229H96ZM100 230L95 231L96 234H97V232H100ZM110 230H111V228H110V229H107L108 233H110L109 235H111V234H112V236L114 235V237H112V238L114 239L115 236H116L118 233L116 234V230H114V232L111 233ZM146 230H147V229H146ZM153 230H154V229H152V231H153ZM156 230H158V229H156ZM227 230H228V229H227ZM255 230H256V229H255ZM29 231H31V230H29ZM117 231H118V230H117ZM125 231L128 232L127 229H126ZM171 231H173V229H172ZM252 231H253V230H252ZM258 231H259V230H258ZM11 232H13V230H12ZM27 232H28V231H27ZM53 232H54V231H53ZM53 232H52V233H53ZM80 232H81V231H80ZM92 232H93V231H92ZM92 232H91V234H92ZM95 232H94V234H95ZM153 232H154V231H153ZM156 232H157V231H156ZM163 232H165V231H163ZM167 232H168V231H167ZM173 232H174V231H173ZM219 232H220V231H219ZM227 232H228V231H227ZM238 232H239V231H238ZM1 233H2V232H1ZM1 233H0V234H1ZM24 233H26V232L24 231ZM32 233H33V232H32ZM40 233H39V234H40ZM46 233H47V231H46ZM46 233H45V234H46ZM54 233H55V232H54ZM59 233H60V232H59ZM84 233H85V231L82 232V235H83ZM87 233H88V232H87ZM87 233H85V234H86L85 236H87ZM114 233H115L116 235H115ZM123 233H125V235H126V234H128L129 232H128V233L123 232ZM145 233H146V232H145ZM168 233H169V232H168ZM175 233H176V232H175ZM188 233H189V231H188ZM223 233H224V232H223ZM242 233H243V232H242ZM248 233L251 234V233H253V232H249V231H248ZM7 234H8V233H7ZM30 234H31V232H30ZM39 234H38V237H37V235H36V237H34V238L42 239V238H43V237H42L43 235H42V234L39 235ZM45 234H44V235H45ZM47 234H48V233H47ZM102 234H103V233H102ZM102 234H101L100 236H102ZM132 234H133V235H136V234H134V233H132ZM138 234H139V231H138L137 235H138ZM141 234H142V233H141ZM146 234H147V233H146ZM149 234H150V233H149ZM169 234H172V233H169ZM220 234H221V233H220ZM34 235H35V234H34ZM63 235H64V234H63ZM67 235H68V234H67ZM74 235H75V234H74ZM77 235H78V234H77ZM104 235H106V232L104 233ZM125 235H123V236H125ZM147 235H148V234H147ZM150 235H152V233H151ZM154 235H156L155 232H154ZM173 235H174V234H173ZM173 235H172V236H173ZM221 235H222V234H221ZM230 235H231V234H230ZM239 235H240V234H239ZM2 236H4V234H3ZM32 236H33V235H32ZM51 236H52V235H51ZM53 236H54V235H53ZM72 236H73V235H72ZM85 236H84V237H85ZM91 236H92V235H91ZM98 236H99V234H98ZM106 236L108 237V239H112L111 237L108 236V234H107ZM106 236H102V237L105 238ZM117 236H118V235H117ZM121 236H122V234L119 233V237H121ZM123 236H122V238H123ZM141 236H142V235H141ZM143 236H145V235H143ZM227 236H228V235H227ZM241 236L244 237V234H243V235L241 234ZM241 236H240V237H241ZM0 237H1V236H0ZM9 237H10V236H9ZM55 237H56V236H55ZM68 237H69V235H68ZM76 237H77V236H76ZM79 237H80V235H79ZM102 237H101V238H102ZM152 237L154 238V236H152ZM159 237H160V236H159ZM166 237L168 238V236H166ZM169 237H171V236H169ZM224 237H225V236H224ZM243 237H242V239H243ZM251 237H252V238H251L250 240H251V241L253 240V241H252V242H253L252 245H258L259 248H264V236H262V235L259 234V233H253V234H251ZM30 238H31V237H30ZM69 238H72V239H73V237H69ZM77 238H78V237H77ZM82 238H83V237H82ZM88 238H89V237H88ZM103 238H102L101 242H100L99 240H98V241H99L100 243H103V242L106 240V239L103 240ZM137 238H138V236H137ZM137 238H136V239H137ZM142 238H143V237H142ZM155 238H156V237H155ZM174 238H175V237H174ZM246 238H248V236H247ZM48 239H49V238H48ZM79 239H80V238H79ZM83 239H84V238H83ZM115 239H116V238H115ZM115 239H114V240H115ZM117 239H118V237H117ZM119 239H121V238H119ZM124 239H125V238H124ZM146 239H147L146 241H148L149 238H146ZM237 239H238V238H237ZM74 240H75V239H74ZM76 240H78V239H76ZM90 240H91V238H90ZM94 240H96V239H94ZM133 240H134V239H133ZM137 240H138V239H137ZM151 240H152V239H151ZM171 240L174 241L173 239H171ZM177 240H178V239H177ZM49 241H51V240H49ZM60 241H61V240H60ZM80 241H81V240H80ZM116 241H117V240H115V243H116ZM125 241H127V240H125ZM139 241H140V240H139ZM163 241H164V240H163ZM163 241H162V242H163ZM238 241H239V240H238ZM35 242H36V241H35ZM109 242H110V240H109ZM109 242H108V243H109ZM130 242H131V240H130ZM150 242H152V241H150ZM150 242L148 241L147 244L150 243ZM166 242H168V241L165 240V243H166ZM60 243H61V242H60ZM75 243H76V242H75ZM105 243H107V242L105 241ZM108 243H107V244H108ZM142 243H143V241H142ZM165 243H162V244L164 245ZM240 243H241V241H240ZM244 243H245V242H244ZM248 243H249V242H248ZM58 244H59V243H58ZM66 244H67V243H66ZM87 244H88V241H87ZM96 244H98V243H95V246H96ZM112 244H114V243L111 242V245H112ZM131 244H132V243H131ZM131 244H129L130 247L134 246V245H131ZM145 244H146V243H145ZM145 244H141V245H139V246H144ZM147 244H146V245H147ZM166 244H167V243H166ZM182 244H183V243H182ZM237 244H238V242H237ZM32 245H33V244H32ZM60 245H61V244H60ZM89 245H90V244H89ZM89 245H88V246H89ZM91 245H93L92 242H91ZM91 245H90V246H91ZM99 245H100V244H99ZM103 245H104V243L102 244V246H103ZM108 245H109V244H108ZM108 245H107V246H108ZM124 245H125V243H124ZM124 245H123V243H122V246H123V247H126V246H127V245H125V246H124ZM157 245H158V244H157ZM185 245H186V244H185ZM230 245H231V244H230ZM62 246H63V245H62ZM66 246H67V245H66ZM66 246H65V247H66ZM73 246H74V245H73ZM100 246H101V245H100ZM102 246H101V247H102ZM107 246H106V247H107ZM160 246L162 247L161 244H160ZM168 246H169V245H168ZM172 246H173V245H172ZM172 246H170V248H172ZM8 247H9V248H8ZM24 247H25V246H24ZM31 247H32V246H31ZM48 247H49V246H48ZM130 247H129V248H130ZM134 247H136V246H134ZM148 247H149V246H148ZM216 247H217V245H216ZM249 247H250V246H249ZM7 248H8V249H7ZM14 248H15V247H14ZM35 248H36V247H35ZM60 248H61V246H60ZM71 248H72V247H71ZM87 248H88V247H87ZM104 248H105V247H104ZM104 248H103V249H104ZM129 248H128V249H129ZM136 248H137V247H136ZM136 248H135V249H136ZM138 248H139V247H138ZM144 248L146 249V246H145ZM149 248H151V247H149ZM155 248L157 249V248H160V247L155 246ZM163 248H164V247H163ZM230 248H231V247H230ZM254 248H256V247H254ZM55 249H57V251H58L59 246H58V248H55ZM61 249H63V252H64V249H65V248H61ZM89 249H90V247H89ZM122 249H123V248H122ZM125 249H126V248H125ZM128 249H127V250H128ZM133 249H134V248H133ZM141 249H142V248H141ZM141 249H140V250H141ZM164 249H166V248H164ZM164 249L161 250V255H162L163 258H165V257L168 258V253H167ZM182 249H183V248H182ZM248 249H249V248H246V247H244L243 245H242V246H241V245H239V246L237 245L236 248L234 249L235 252L233 253V252L231 251V252H232V255L235 254V253L238 254V255H237V260H236V262L238 261V264H249V263L246 262V261H247V260H246L247 258H245V256H248L247 254H248L249 250H250V252L252 253V250H251V249L248 250ZM46 250H47V249H46ZM51 250H52V249H51ZM67 250H68V249H67ZM79 250H80V249H79ZM98 250H99V249H98ZM101 250H102V249H101ZM101 250H100V251H101ZM111 250H112V249H111ZM111 250H110V251H107V252L110 253ZM130 250H131V253H133L132 248H130ZM140 250H139V251H140ZM150 250H151V249H150ZM158 250H159V249H158ZM168 250H169V249H168ZM168 250H167V251H168ZM229 250H231V249H229ZM254 250H255V249H254ZM257 250H258V249H257ZM8 251H9V250H8ZM10 251H12V250H10ZM35 251H36V250H35ZM48 251H49V248H48ZM57 251H56V253H57ZM65 251H66V249H65ZM88 251H90V250H88ZM103 251H104V250H103ZM115 251L118 252L119 250L116 249ZM120 251H121V250H120ZM120 251H119V253H121ZM123 251H124V249H123ZM125 251H126V250H125ZM142 251H144V250H142ZM142 251H141V252H142ZM145 251H146V253H147V249H146ZM155 251H156V250H155ZM172 251H173V249H172ZM225 251H228V250L225 249ZM53 252H54V250H53ZM67 252H68V254H69V250L66 251V253H67ZM71 252H72V251H71ZM84 252H85V251H84ZM113 252H114V250H113ZM126 252H127V251H126ZM141 252H140V254H138V253H137V254L134 253V254H135L136 256H137V255L140 256V255H141ZM158 252H160V250L157 251V253H158ZM168 252H169V251H168ZM222 252H223V251H222ZM229 252H230V251H229ZM79 253H81V252H79ZM93 253H94V252H93ZM103 253H104V252H103ZM119 253H117V254L119 255ZM122 253H124V252H122ZM153 253H154V252H153ZM157 253H156V254H157ZM199 253H200V255L202 254L201 252H199ZM254 253H255V252H254ZM256 253H257V252H256ZM258 253H259V252H258ZM57 254H58V253H57ZM62 254H63V253H61L60 255H62ZM68 254H67V255H68ZM100 254H101V252H100ZM100 254H99V255H100ZM112 254H113V253H112ZM115 254H116V253H115ZM128 254H129V253L124 254V255H125V256H126V255L128 256ZM197 254H198V253H197ZM5 255H4V256H5ZM46 255H47V254H46ZM49 255H50V254H49ZM78 255H79V254H78ZM78 255H77V256H78ZM83 255H85V254L83 253ZM93 255H94V254H93ZM95 255H96V254H95ZM97 255H98V254H97ZM103 255H104V254H103ZM113 255H114V254H113ZM113 255H111V256H113ZM120 255L122 256V254H120ZM131 255H133V254H131ZM145 255H147V254H145ZM145 255H143V257L145 258L144 261H145V262H148L147 264H149V261L146 260ZM161 255H160V253H159V258H161V257H160ZM194 255H195V254H193V256H194ZM204 255H205V254H204ZM210 255H211V254H210ZM249 255H250V254H249ZM8 256H9V255H8ZM34 256H35V252H34ZM38 256H39V255H38ZM40 256H41V255H40ZM51 256H52V253H51ZM73 256H74V255H73ZM127 256H126V258L123 256V258L127 259V258H128ZM211 256H212V255H211ZM228 256H229V255H228ZM243 256H244V257H243ZM261 256H262V255H261ZM43 257H44V256H43ZM60 257H61V256H60ZM74 257H75V256H74ZM74 257H73V259H74ZM82 257H83V256H82ZM103 257H105V256H103ZM113 257H115V256H113ZM140 257L142 258V256H140ZM140 257H139V258H140ZM147 257H150V256H147ZM195 257H196V256H195ZM200 257H201V256H200ZM232 257H233V256H232ZM235 257H236V255H235ZM238 257H239V260H238ZM0 258H1V257H0ZM8 258H9V257H8ZM14 258H15V257H14ZM14 258H13V259H14ZM35 258H36V256H35ZM45 258H46V257H45ZM65 258H66V257H65ZM88 258H89V257H88ZM99 258H102V256H99ZM105 258H106V257H105ZM108 258H109V257H107L106 259H108ZM115 258H116V257H115ZM117 258H118V257H117ZM130 258H131V256H129L128 259L131 260ZM159 258H158V259H159ZM166 258H165V259H166ZM191 258H192V257H191ZM193 258H194V257H193ZM204 258H205V257H204ZM207 258H208V257H207ZM262 258H263V257H262ZM37 259H38V258H37ZM39 259H40V258H39ZM41 259H43V258H41ZM41 259H40V260H41ZM52 259H53V258H52ZM68 259H69V258H68ZM78 259H80V257H79ZM89 259H91V258H89ZM109 259H110V258H109ZM113 259H114V258H113ZM128 259H127V260H128ZM136 259H137V257H136ZM147 259H149V258H147ZM165 259H163V261H164ZM172 259H173V258H172ZM172 259H171V260H172ZM179 259H180V258H179ZM197 259H199V258H196L195 260L193 259V260H194L193 264L196 262ZM202 259H203V258H201V262H199V264H206L204 261H202ZM205 259H206V258H205ZM211 259H213V258H211ZM222 259H223V258H222ZM227 259H228V258H227ZM257 259H259V258H257ZM263 259H264V258H263ZM2 260H3V259H2ZM10 260H12V259H10ZM61 260H62V259H61ZM65 260H66V259H65ZM86 260H88V259H86ZM93 260H94V257H93ZM95 260H96V259H95ZM117 260H118V259H117ZM117 260H116V261H117ZM137 260L140 261V259H137ZM160 260L162 261V259H160ZM166 260H167V259H166ZM173 260H174V259H173ZM181 260H182V259H181ZM199 260H200V259H199ZM203 260H204V259H203ZM233 260H235V259H233ZM233 260H232V262H233ZM245 260H246V261H245ZM48 261H50V260H48ZM90 261H91V260H90ZM96 261H97V260H96ZM98 261H99V260H98ZM109 261H110V260H109ZM116 261H115V263H116ZM131 261H132V260H131ZM134 261H135V257H134ZM141 261H142V260H141ZM177 261H178V263L180 262L179 260H177ZM177 261H176V262H177ZM208 261H209V260H208ZM211 261H212V260H211ZM220 261H222V260L220 259ZM255 261H256V260H255ZM262 261H263V260H262ZM8 262H9V261H8ZM29 262H30V261H29ZM34 262H36V260H35ZM54 262H56V261L54 260ZM75 262H76V261H75ZM75 262L73 261V263H75ZM91 262H94V261H91ZM118 262H119V261H118ZM127 262H128V261H127ZM150 262H151V261H150ZM164 262H165V261H164ZM167 262H169V261L167 260ZM173 262H175V260L172 261V263H173ZM228 262H229V259H228ZM0 263L3 264V263L1 262V259H0ZM46 263H47V262H46ZM61 263L63 264L62 261H61ZM61 263H60V264H61ZM87 263H88V261H87ZM112 263H113V262H112ZM120 263H121V262H120ZM122 263H123V262H122ZM129 263L131 264V262H129ZM169 263H170V262H169ZM196 263H197V262H196ZM223 263H225V262H223ZM223 263H222V264H223ZM260 263H262V262H260ZM40 264H41V263H40ZM42 264H43V263H42ZM84 264H86V263H84ZM117 264H119V263H117ZM132 264H133V263H132ZM143 264H144V263H143ZM145 264H146V263H145ZM153 264H154V263H153ZM170 264H171V263H170ZM207 264H210V263L208 262ZM212 264H213V263H212ZM235 264H236V263H235Z\"/></svg>","mask_w":264,"mask_h":264}]
</instances>
